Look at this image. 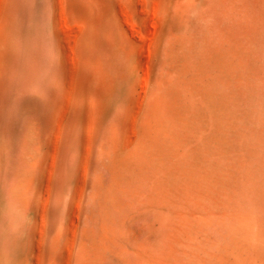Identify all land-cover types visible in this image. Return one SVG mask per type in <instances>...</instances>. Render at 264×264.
I'll return each instance as SVG.
<instances>
[{
	"label": "rangeland",
	"instance_id": "374dc122",
	"mask_svg": "<svg viewBox=\"0 0 264 264\" xmlns=\"http://www.w3.org/2000/svg\"><path fill=\"white\" fill-rule=\"evenodd\" d=\"M17 1H18V4H17ZM23 1H25V0H21L22 4H20V0H0V103H1V107H0V115L1 116L0 117H2V118H0V122H1V119L3 120L4 118L7 117L6 118L7 120L5 119L6 121L4 120L3 122H1L2 125L0 123V125H1L0 126L1 127L0 128V179H2V180H0V182H1L0 192L2 191L4 193L3 194L1 192V194H0V203L4 200L2 202V203H4V205L1 203L4 206V208H2L3 206L0 204V215L2 214L0 216L1 217L0 218V226L3 225L5 227L14 228L17 224H20L23 227V230L25 231L26 236H28V240H30V242H31V245L29 244L28 249H30V251L32 252L31 253V260H33L32 264H62V263L66 264V262H68V264H78V263L79 264H85V263L86 264H93L95 262H96L95 264H99V262L101 264L102 263L103 264H129V263L132 264V262H134L135 259H138V260H135V262L133 264H146L147 262H148L147 264H172V263L173 264H196V263L202 264L203 262H204L203 264H207V261L210 264L211 263L214 264L213 262L217 261V259H218V261L216 262V264H264V233H263L264 232V222H263V220H264V216H263L264 215V199H263L264 194H262V193H264V178H263L264 167H262L264 165V162L262 164L260 163V161L262 162V159L264 160V146L262 148L261 147L262 145H259V144H258L259 146L256 145L257 143H262L264 145V84L261 83L264 81V79L262 78V77H264V75H263L264 74L263 73L264 72V70H263V68H264V62H263L264 61V53H263L264 52V48H263L264 47V0H209V2H207L206 0H170V3H169V5L171 6L170 8L175 13V15H174L173 30L170 31V36H169L170 42H169V47H168V53L164 54V56H162V57L159 56L158 60L154 61V65H156L154 67L155 68L157 67L156 69L154 68V70L151 67V61H152L151 55H150L151 54V52H150L151 48H149V47L152 46V43H153L152 39L155 38L154 32L156 35V32L158 31V29L160 28V25H161V14L159 12H157L158 10H156V9L161 8V10H162L164 8H167L168 5L166 3V0H159V1L158 0H91V1L90 0H56L57 2L59 1V4L55 0H27L25 2H23ZM110 2L112 5H110ZM23 3H26V5L24 4L25 8H23L24 7ZM27 3H29L30 5ZM116 3H118V4H116ZM27 5H29V6H27ZM35 5L38 8L35 7ZM54 5L57 7H55ZM110 6H111V8H113V10L110 8ZM195 6H197L198 9L205 11V13L203 15H200L197 12L198 10H196L197 16L194 15L196 17V19L194 18V20L192 22L186 23L185 21H183L181 19L180 14L186 8L191 9V11H192V9ZM26 7L29 10L26 9ZM25 9L28 10L29 13L28 12L26 13V11H24ZM55 11H57V12H55ZM109 11H111V12H109ZM151 11L153 13H151ZM34 12H35V14H34ZM61 13H62L63 17L61 16ZM25 16H26V18L28 17L27 18L28 22H27ZM58 17L60 20L58 19ZM156 17H158V18H156ZM106 19H108V23L112 27H114V30L117 34L119 41L123 40L125 43L126 42L128 43L127 46L123 48L124 49L123 54L122 55L121 54L116 55V58L112 62V67L109 70L106 69ZM61 20L62 21L66 20V21H63L64 23L61 24L63 27H61L59 24V22ZM55 21H56V23H55ZM23 22L25 23V25L23 24ZM26 24H27V26H26ZM37 25H39L40 28ZM82 26H83V28H82ZM72 27L76 28V30L73 31L74 34L72 33V31L71 32L69 31V30H73ZM137 28H138V30H137ZM61 29H62V31H61ZM63 29L65 31L67 29V32H65ZM63 31H64V33H62ZM37 33H39V34H37ZM65 33L67 34V37H65L64 40L66 41L67 44L64 43V40L62 42L63 36H65L64 35ZM69 34H70L71 38H69V36H68ZM148 35L150 38L148 37ZM69 39H70V41H67ZM128 39L133 40L132 45H131V43L128 42ZM232 39L233 40L235 39V40L233 41ZM240 39H244V41L240 40ZM59 40H60V42H59ZM37 41H38V43H37ZM71 41H73L72 45H71ZM236 41H238V42H236ZM36 43L38 44V48H37ZM69 43H70V45H68ZM108 44L114 45V43H111V42H108ZM62 45L64 48L62 47ZM66 46H70V50H69V47L67 49ZM76 46H77V48H76ZM32 47H33V50H32ZM142 47H143V49H142ZM198 47H199V49H197ZM75 48H76V50H75ZM31 50H32V52H31ZM74 50L76 51V53L74 52ZM253 50H255V51H253ZM251 51H252V53H251ZM261 51H262V53H261ZM67 52H68V54H71L74 57L73 58H72V56L69 57ZM249 52L251 54H249ZM117 53H118V48H117ZM66 54H67V57H69V59L71 61H68L69 59L66 57ZM33 55H34V57H36V61H34L35 58L33 57ZM130 56H132L133 58L131 57L132 58L131 59ZM21 57H22V59L20 60ZM76 59L78 60V62ZM259 59H260V61H259ZM261 59H262V61H261ZM15 60H17V61H15ZM146 60L149 62H147ZM35 62H36L37 67L36 66L33 67V65H35ZM250 62H252V63H250ZM32 63H33V65L31 66ZM144 63H146V64H144ZM253 63H254V66L258 65L257 67L259 70L257 69V67H255L256 69L254 68V66L252 67ZM260 63L263 64L262 67H260L261 66ZM250 64H252V65L250 66ZM30 67H32L31 68L32 70H30ZM146 67H147V70H146ZM239 67H240V69H242V68L244 69V67H249V68L251 67L252 70L254 69L255 72L256 71H258V72L254 73L255 76H253L251 74L254 72V70L252 71V73H249V72H251L250 69L245 68V70L242 69L241 71H239L240 69H237ZM135 68H136V70H135ZM260 68H262V69H260ZM129 69H132L133 71L134 70L135 71L133 72L131 70L132 71L131 72ZM150 69H151V71H150ZM76 70H77V72H76ZM246 70H249L248 71L249 74L247 73ZM29 71H30V75L28 73ZM146 71L148 74L146 73ZM242 71H244V72L246 71L244 74L248 77H245L244 74L241 73ZM130 73H132V74H130ZM139 74H140V77H139ZM233 74H235V75L238 74V76H234ZM18 75H19V77H18ZM70 75H71V77H70ZM96 75H97V77H96ZM128 75H131V76L129 77ZM133 75H135V76H133ZM144 75H146V76H144ZM28 76H30L29 77L30 80L29 79L28 80L31 82H28V80L26 78ZM141 76H142V78H141ZM143 76L145 78V81L143 79ZM243 76H244V78H243ZM256 77L258 80H256ZM128 78H130V79L128 80ZM251 78H254L255 81L252 80ZM20 79H21V82H19ZM139 79H141V80H139ZM204 79H205V81H203ZM233 79H235V80H233ZM259 79H262V81ZM94 80L96 82H93ZM238 80H239V82H238ZM250 80H252V81H250ZM22 81L23 82L27 81V82L24 85V84H21ZM220 81L221 82L223 81V82L221 83ZM232 81H233V83H232ZM141 82H144V83H141ZM140 83L142 85H140ZM216 83H217V87H216ZM220 83H221L222 87L220 86ZM248 83L249 84L251 83V85H249ZM240 84H242V87H240L241 86ZM257 84L259 86L262 84V86H261L262 88L259 87ZM22 85L24 86V88ZM236 85L237 86L239 85L238 89L236 88L237 87ZM254 85H256V86H254ZM118 86H119V88H118ZM73 87H74V89H73ZM92 87H94V88H92ZM219 87H221V88L218 89ZM233 87H234V91L232 90ZM124 88H127L128 90L124 89ZM141 88H144V92L143 91L141 92ZM7 89H8V91H7ZM65 89H66V92H65ZM34 90H36V91H34ZM73 90H74V92H73ZM89 90H90V92H89ZM124 90H125V92H124ZM221 90L223 91V93H221ZM117 91H120V92L122 91L123 94L121 93V97H120V92L118 93ZM203 91L205 92L204 95L201 94V92H203ZM215 91H218L219 94L216 92L217 93V95H216ZM224 91H226V92H224ZM229 91L232 93V94H230V96L231 97L233 96L235 101L231 97H228L229 93H230ZM35 92H37V94ZM39 92H41L40 95H39ZM15 93H16V95H15ZM22 93H23V95H22ZM116 93H118V94H116ZM137 93H138V98H137ZM166 93H167V95H166ZM208 93H210V94L213 93V94L210 95ZM223 94H224V97H223L224 99H222ZM33 95H35V96H33ZM65 95H66V97H65ZM199 95H200V99L198 100ZM202 95L204 97H206V100L204 99L201 101V99L204 98V97L201 98ZM206 95H209L208 96L209 98H207ZM122 96H125V97H122ZM139 96L142 99H139ZM154 96L156 99L158 98V103L156 102V100H153L155 104L153 103L151 98L154 99ZM32 97L34 99H32ZM64 97L66 99H64ZM166 97H169V98H166ZM195 97L197 100H195ZM212 97L214 98V100ZM115 98H116V101H118V102L115 101ZM119 98H121V99H119ZM215 98L217 100H215ZM219 98H220V100H219ZM30 99H32V100H30ZM207 99H208L209 103L207 102ZM210 99H212V100H210ZM26 100H28V101H26ZM148 100H150L152 102L150 103ZM224 100L226 101V103H225L226 105H222L225 102ZM10 101H12V102L10 103ZM194 101H196V102H194ZM197 101L199 104L197 103ZM200 101L202 103L204 101L205 102L203 103V105H201ZM215 101H217V102H215ZM231 101H232V103H231ZM39 102H40V106H38ZM61 102L63 104L62 106H61ZM114 102H116V103H114ZM136 102H138V103L135 104ZM147 102H148V105H146ZM172 102L178 103V105H176V106L180 107L181 109H178V107H174V104H176V103L172 104ZM228 102H230L231 104ZM234 102H236V103H234ZM16 103H17V105H16ZM22 103H24V104H22ZM53 103L55 105L50 106V104H53ZM161 103H163L162 106H161ZM183 103H184V105L182 106ZM194 103H196V105ZM14 104L16 105V107ZM167 104H169V105H167ZM12 105H13V107H11ZM19 105L22 107L20 108ZM27 105L30 106V108H28ZM128 105H129V107H128ZM136 105L138 107H136ZM193 105H194V107H192ZM133 106H135V107H133ZM154 106H157L159 108H155ZM228 106H231V107H228ZM234 106H235V108L233 109ZM8 107L11 108L10 109L11 112L8 111L9 110ZM37 107H38V109H37ZM52 107H54V109H51ZM76 107L79 108L80 115L78 116L77 121L71 125L70 124V121L72 119L71 116L73 115L74 111L76 110ZM126 107L128 108V110L129 109L130 110L129 111L126 110L127 109ZM164 107L165 108L169 107L168 111L167 110L163 111V110H165ZM173 107H174V109H173ZM191 107H192V109H190ZM218 107L219 108L221 107V109H219ZM39 108H41V109L39 110ZM139 108L141 109L142 112L140 111ZM148 108L152 111L157 110L159 113L157 112V115H156V112L154 114V111L150 112V110H148L150 113H147ZM198 108H199V110H198ZM17 109H19V110L17 111ZM42 109H45V110H42ZM59 109H61V110L59 111ZM87 109H88V111H87ZM158 109H160V110H158ZM161 109H163V110H161ZM171 109H173V110H171ZM188 109H190V110H188ZM210 109H211L212 113L210 112ZM222 109L224 112L222 111ZM224 109H227V110H224ZM13 110H15V111H13ZM35 110H37V111L34 112ZM174 110H177L176 112L181 111V114L180 113H178V114L174 113ZM182 110L185 112H183ZM195 110H196V112H195ZM229 110L231 111L230 113H228ZM27 111H28V113H27ZM58 111H59V114L57 113ZM162 111L164 112L163 115L161 113ZM169 111H171V113H169ZM190 111H194V114H191L192 112H190ZM215 111H216V113H214ZM225 111H227L228 114ZM3 112H5V115H6V117H4V118H3V115H4ZM42 112L46 116H44ZM102 112H103V121L105 120V122H102L103 125L101 124V127L98 130V129H95V126H96V123H97L98 119L100 118V114ZM131 112L132 113L134 112V113L132 114ZM138 112H140V114ZM165 112H168L169 115H168V113L165 114ZM189 112H190L191 118H192V116H193V118L188 120V118H190ZM217 112H218V114H217ZM11 113H13V114H11ZM26 113L28 115H26ZM125 113H127L128 115L127 114L124 115ZM160 113L163 117L160 115ZM173 113L177 114V116H179L180 118L182 115L183 116L186 115L183 117L184 119L182 118V120L185 121V119H187L186 121L187 122L189 121L188 123L193 125L192 127H191V125L189 126V129L194 128V130L192 129L193 133L191 130H188L189 134L188 133L186 134V132H184V131H187V130H183L182 128L188 129V123H186V121H185V123H186V126H185L184 121H181L182 124L184 123L183 125H181V123L179 121L180 118L179 117H173L176 115H173L172 118H170L171 117L170 115ZM195 113L197 116L195 115ZM236 113L240 114V116L239 115L236 116L237 115ZM241 113H242V115H241ZM7 114H8V116H7ZM14 114L19 115V118ZM49 114H51V117ZM212 114L214 116H211ZM10 115L13 117H11ZM56 115H58V117ZM130 115H132V119H130L131 118ZM149 115L150 116L155 115L154 117L157 120L160 119V120H158V122L160 121V123L162 125L160 123L158 124L157 120L154 117L153 118L149 117ZM232 115H235V116H233L234 118L232 117ZM41 116L42 117L44 116L43 119ZM187 116H189V117H187ZM194 116H196V117H194ZM201 116H202V119H204V121L200 118ZM208 116H210V117H208ZM60 117H61V119H60ZM87 117H88V119H87ZM108 117L109 118L111 117L110 120L108 119ZM166 117H167V119H166ZM198 117H199V119H197ZM216 117L218 120L220 119L219 121H221V123H219L218 120L216 121ZM229 117L231 119L233 118L234 121H233V119L232 120L229 119ZM14 118L17 120H14ZM163 118L166 120V123H165ZM194 118H196V119L194 120ZM209 118L213 119L215 121L214 122L215 124L213 123V120H212V122H210L212 124H207V122L209 123V121H211ZM40 119H42V121ZM55 119L56 120L60 119V120L56 121ZM124 119H126V120H124ZM129 119L132 122L131 129L128 128L129 125H131V124H129V122H130ZM171 119L173 122H176L178 120L176 122V125L178 124L177 125L178 128L180 126L181 127L178 129L176 126H172L174 123H172ZM200 119H201V121H200ZM207 119L209 121H207ZM222 119H224V120H222ZM235 119L238 121L235 122ZM54 120L56 123H54ZM123 120H124V123H123ZM152 120L154 121V123ZM239 120L243 121L242 122L243 124ZM11 121H12V123H10ZM90 121L92 123H89ZM120 121H122V123ZM133 121H134V123H133ZM136 121H138L137 124H136ZM232 121L234 123H237L236 126L233 124ZM144 122H147L148 124H146ZM149 122L151 123L152 126L149 125L150 124ZM163 122H164V124H163ZM168 122H170L172 124H170ZM194 122L196 123V125ZM13 123H15L14 126H13ZM22 123H23V125H21ZM30 123L33 125V127H30L31 126ZM34 123H36V124H34ZM108 123H109V125H108ZM141 123L145 126H141L142 125ZM29 124H30V126H29ZM90 124H91V126L89 127ZM166 124H169V125L164 126ZM226 124H228V125H226ZM8 125H10V128ZM15 125L16 126L18 125V126L16 127ZM92 125H93V129L91 128ZM120 125L123 129L120 128ZM219 125H222L223 127L222 126L219 127ZM28 126H29L30 131L27 130ZM34 126H35V128H34ZM146 126L147 127L149 126L148 127L149 129ZM162 126H164V128ZM169 126H172V128ZM197 126H200V127L198 128ZM47 127H48V129H46ZM52 127H54V129L56 128L55 131L52 130L53 129ZM156 127L159 130L156 129ZM166 127L168 129H165ZM174 127H176L178 130ZM201 127H203L202 128L203 132H200ZM218 127H219V130H218L219 132H217ZM227 127H228L229 131H231L230 128L232 127V132H231L232 134L236 130L235 134H233V135L230 134L228 129L226 130ZM139 128H140V130H139ZM143 128H147V129L144 130ZM150 128H151V131L148 132V130H150ZM196 128H197V130H196ZM10 129H12V130H10ZM127 129H129L128 134H130V137H129V135H127V131H126ZM134 129L136 130V132L134 131ZM152 129H154V130H152ZM9 130L11 131V133ZM32 130H34V131H32ZM35 130H36V132H35ZM61 130H62V132H61ZM88 130H90V131H88ZM119 130L120 131L122 130L123 132L122 131L120 132ZM162 130H163V132H161ZM164 130L166 132L171 130L169 132V136H165L164 133H166V132H164ZM179 130H180V132H179ZM222 130H224L225 133H227V132H229V133L225 134L224 131H222ZM239 130H240V132H239ZM8 131H9V133H8ZM45 131H47V132H45ZM63 131H65V132H63ZM92 131H93V133H92ZM95 131H98V139L96 142H94ZM152 131H153V133H152ZM181 131H183V133L186 134V136H184ZM220 131H222L221 133H224V134H220ZM89 132L91 134L90 136H89ZM118 132H119V134H118ZM141 132H143V133H141ZM144 132H147V133H145L146 137L143 136ZM214 132H215V134L217 132V134H216L217 138L215 139V141H214V139H212V137L213 138L215 137ZM34 133H36V134H34ZM63 133H65V134L62 135ZM122 133L123 134L125 133L123 137H122ZM134 133H135V136L137 135V137L134 136ZM140 133H141V135H140ZM194 133H196V134H194ZM26 134H27V136H26ZM161 134H164V135H161ZM147 135L151 136V137L148 138ZM181 135L184 137L183 138L180 137ZM187 135H188V140L186 138ZM195 135H196V137H194ZM204 135L206 138L204 137ZM223 135H226L224 137H227V135H228V137L224 138V137H222ZM231 135L234 138L230 137ZM234 135H236V136H234ZM238 135H239V137H238ZM30 136L32 138L34 136L33 140L31 139ZM51 136H52V138H51ZM103 136H104V139L102 138ZM154 136H156V137H154ZM178 136H179V138H178ZM18 137H20V138H18ZM124 137H126V139L132 138V139H134V141L130 139V141L132 143V144H130ZM189 137H192V138L189 139ZM207 137H208V139L211 138L213 141L211 139H209L212 142L211 141L208 142ZM220 137H222L224 140H222ZM24 138H25V140H24ZM27 138L29 141H27ZM91 138H92V141H91ZM144 138H146V139H144ZM151 138L156 141L155 145H153L154 141ZM163 138H165L164 141H166L167 139H169L170 141L167 140L166 142H164V141L159 142V140H163ZM171 138H174L176 140L172 141ZM185 138H186V140H184ZM218 138H220L221 141ZM8 139H9V141H8ZM34 139H37L38 141L34 140ZM142 139H143V141H142ZM147 139L148 140L150 139L152 141L149 140V142H150L149 143ZM177 139H178V141H177ZM226 139H228L229 141ZM231 139H233V140H231ZM256 139H258V140H256ZM259 139H261L262 142L259 141ZM88 140H89V142H87ZM119 140H120V142H119ZM146 140H147L148 144L147 143L145 144ZM196 140H197V142H196ZM70 141L72 143H70ZM76 141H78V142H76ZM223 141H225L224 142L225 144H223ZM256 141H258V142H256ZM22 142L24 145H22ZM24 142H29V144L31 142L33 144L29 145L28 143H24ZM86 142H87V144H86ZM138 142H142V143H138ZM176 142H181V143H179L181 145L179 146V144ZM185 142H187V145H185ZM188 142H189V144H188ZM203 142H205L206 144ZM207 142H208V144H207ZM77 143H78V146H77ZM99 143H100V145H99ZM124 143H125V145H124ZM158 143H160V144H158ZM170 143H171V145H169ZM193 143H194L195 147L192 145ZM219 143L223 144L222 148H221L222 145ZM127 144H129V145H127ZM136 144H139V145L141 144V146H143L142 144H144L146 146H143V147L138 146V148H136L137 147ZM150 144H152V149H151ZM163 144L167 145V146H164L165 149L162 146ZM228 144H230L231 147ZM253 144L255 145V147L258 146L256 149L259 150V148L261 147V149H263V150H261L259 152H258V150L255 151L254 150L255 147L253 146ZM10 145H13V146H10ZM83 145L86 148V154H84L85 148L83 147ZM160 145H161V147H160ZM173 145H177V146H173ZM182 145H185L186 147L182 146ZM225 145H227V146H225ZM26 146L28 149H26ZM34 146H37V152L38 153L36 152V148ZM67 146H69V147H67ZM122 146H125V147H122ZM187 146H188V148H187ZM191 146H193L192 147L193 150H191ZM212 146H213V148H212ZM249 146H251V147H249ZM53 147L55 149H53ZM92 147H93V149H92ZM153 147L155 149H153ZM159 147H160V149H159ZM171 147H173V151H171V149H172ZM196 147H198V149ZM253 147H254V149H252ZM60 148H61V152L59 151ZM66 148H68V150H66ZM105 148H107V149H105ZM133 148H134V150H133ZM156 148H158V149H156ZM174 148H176V149H174ZM184 148H185V150H184ZM203 148H207V151H206V149L203 150ZM223 148H224V150L226 148L229 150L226 149L224 151ZM139 149L142 150L143 152L145 150V152L143 154L144 156L141 155L143 152L140 153V151H138ZM188 149L190 150L191 155L185 154V151H186V153H190ZM96 150H97V152H96ZM105 150H106V153H105ZM165 150H166L167 154L165 153ZM167 150L168 151L170 150L172 152V153H170L171 155H168V153L170 151L168 152ZM187 150H188V152H187ZM221 150H223L224 152ZM9 151L11 152V154H9ZM65 151H67V152H65ZM134 151H135V153H134ZM195 151H197L196 153L198 154V158H197V154L195 153ZM205 151H206V153H205ZM121 152H123V153H121ZM151 152H153V154ZM225 152H227V154ZM229 152H230V156H229ZM262 152H263V155H262ZM64 153H66V154L64 155ZM82 153H83V155H82ZM138 153H139V155H138ZM176 153H178L179 156H177ZM203 153L205 154L206 158H204ZM224 153H225V156L222 155ZM25 154L27 156L29 155L28 157H26L29 161L25 158ZM121 154H123V155L121 156ZM160 154L162 157L159 156ZM210 154H211V159L209 160ZM216 154H217V156H216ZM130 155H134V156H130ZM154 155H158V156H154ZM206 155L208 156V158ZM218 155H220L219 158H216V157H218ZM247 155L248 156L251 155L252 157L249 156V158H250L249 159L247 157ZM253 155H254V157H253ZM255 155L258 156L259 159H257L258 157L255 158ZM36 156H38V157L36 158ZM61 156H62V159H59V158H61ZM82 156H83V158H82ZM89 156H90V158H89ZM105 156H106V158H104ZM194 156H195V159H197L196 162L198 160H201V161L197 162V164L199 166L195 163V159H193ZM199 156H201V157L199 158ZM221 156H223V158H221ZM238 156L241 157V161H240V158L237 160ZM64 157L66 159H64ZM91 157H92V160H91ZM124 157H126V158L128 157L127 158L128 162H129V160L132 162H129V163L125 162L124 163V161H122V160L126 161V159ZM132 157L134 158V160L131 159ZM153 157L156 159L155 161H154ZM178 157H179V160H178ZM227 157H231L229 161H228L229 158L227 159ZM261 157H262V159H261ZM32 158H34V159H32ZM113 158H114V160H113ZM190 158H192V159H190ZM225 158L227 159V161ZM242 158H243V160H242ZM50 159H51V161L53 159V161L51 162ZM63 159H64V161H66L65 162L66 167H65V163H64ZM101 159H103V160H101ZM157 159H159V161H161L160 162L161 164L163 162L162 166L159 162L157 163V161H158ZM182 159L185 160V161L183 160L184 163L183 162L181 163ZM204 159H208V160H204ZM222 159H224V160H222ZM87 160L89 161V163H87ZM202 160L203 161H211V162L206 163V162H202ZM234 160H235V162H238V164L240 166L245 167L243 169L246 173L242 170V167L239 168V165L237 168L235 167V166H237L236 165L237 163L235 164ZM59 161L61 164H64L63 165L64 167L61 166ZM100 161L101 162L104 161L105 165H104V162L100 163ZM141 161H143V162H141ZM179 161H180L179 164L184 165V167H182L178 164ZM218 161H219V163H218ZM230 161H232V162H230ZM247 161H249V162L247 163ZM8 162H9V164H8ZM50 162H51V164H50ZM154 162L157 164H155ZM173 162L176 164H174ZM227 162L230 165H229V167L225 165L227 167L226 168L224 166V164H227ZM123 163L127 164V165L130 164V165L125 166ZM134 163H135L136 168L133 165ZM142 163H143V165H142ZM151 163H153V164H151ZM7 164L9 166H7ZM49 164L51 166L50 168L48 167ZM117 164H119V165H117ZM246 164H247V166H246ZM59 165H60V167H59ZM94 165H95V167H94ZM106 165H107V167H106ZM206 165H208V166H206ZM118 166H120V167H118ZM122 166L125 167V168H123L124 170L121 169ZM160 166H161V168H160ZM164 166H165V168H164ZM249 166L251 169L249 168ZM7 167H9V168H7ZM25 167L30 168V169L27 170V168H25ZM62 167H63V169H61ZM110 167L112 169L108 170V168H110ZM114 167H116L118 170H120L119 173H117L118 171H116L117 169H114ZM129 167L131 170L129 169ZM234 167H235L237 172H239L241 170L240 174H241L242 180L240 179V174H238L239 176L237 175V172L235 171ZM88 168H89V171H88ZM163 168L165 170H163ZM186 168H187V170H186ZM18 169L21 171H19ZM24 169L27 172L26 174H25ZM155 169H159V170L157 171ZM166 169H169V170L172 169V170H170V171L167 170L169 172H167V173L165 172L166 173V175H165V174H163V172L166 171ZM196 169H197V171H196ZM207 169H208V171H207ZM3 170L5 172V176H3L4 175ZM17 170L19 172H16ZM35 170H36V173H35ZM67 170H68V172H66ZM128 170H130V171H128ZM178 170H179V172H178ZM230 170L232 173H229ZM6 171H8V172H6ZM121 171L123 172L122 174L120 173ZM131 171L133 174H131ZM180 171L182 172L183 175L181 174ZM190 171H192L193 174ZM12 172L13 173L16 172L15 174L21 173L20 175L17 174L18 175L17 178L19 181H20V178L22 179V181H24V179H25V181L22 183H20L19 181L17 182L16 175L13 174ZM48 172H50V173L48 174ZM80 172L82 174H84L82 179L80 177V175L82 176V174ZM127 172L129 175L127 174ZM171 172H172V174H171ZM176 172H178V173H176ZM208 172H209L210 176L212 175L210 177V179H209ZM235 172H236V174L234 175L233 173H235ZM253 172H255V174ZM67 173L69 174L68 178L66 175ZM73 173H75V174H73ZM92 173H94V174H92ZM116 173L119 174L118 177L116 176ZM212 173L214 174V176ZM243 173L244 174L249 173L251 176L249 174H247V175H249L248 176L249 178L251 177L250 179H253L256 176L253 179V181H255V182L250 180L247 177V175L244 176V178H245L244 179L242 176ZM126 174H127V176H126ZM130 174H131V177L129 178ZM176 174H177V176H176ZM11 175H15V176H11ZM33 175L35 178L33 177ZM47 175H50V176H48L49 178L47 177ZM252 175H253V177H252ZM69 177H70V179H69ZM78 177H79V179H78ZM111 177H112V179H111ZM113 177L115 179L116 178L119 179V181L117 179L114 180ZM174 177H178V178H174ZM185 177H186V179H185ZM231 177H232V179H231ZM235 177H237V178H235ZM246 177H247V179H246ZM258 178L262 179V181L259 180ZM71 179H72V181H71ZM86 179H87V181H86ZM109 179H110V181H109ZM122 179H125V181H123ZM79 180H80V182H79ZM128 180H130V181H128ZM243 180H245L248 184L242 182ZM256 180L259 181V183ZM65 181H66V183H65ZM94 181L96 182V184H94ZM132 181L134 183H132ZM136 181H138V182H136ZM173 181H174V184H173ZM176 181H177V183H176ZM45 182H47V183H45ZM76 182H77V184H76ZM91 182H92V184H91ZM107 182H109V183H107ZM123 182H125V183L127 182L125 187L126 186L128 187V185H129V187L127 189H125ZM128 183H130L131 185ZM157 183H158L159 187H158ZM170 183L173 184V185H171L173 187V189H171L172 187H170ZM252 183L255 186L254 185L252 186ZM260 183H261V185H260ZM113 184L117 188H115ZM244 184H245V186H243ZM132 185H135V186H132ZM103 186L105 187V190H104ZM119 186L122 189H118ZM130 186L132 187L131 189H129ZM166 186L169 188H167ZM174 186H176V187H174ZM256 186L257 187L259 186V187L257 189H255ZM261 186H262L263 190H260ZM85 187H86V189H85ZM164 187H165V189H163ZM234 187L236 188L237 191L234 190ZM241 187H243L242 189L244 191L241 190ZM248 187H253V190H252V188L250 189ZM56 188H57V190H56ZM58 188H60V189H58ZM98 188L100 189V193H98L99 192V190H97ZM44 189H46V190H44ZM91 189L94 192H92ZM109 189H112V192H113V190H117V189L118 190L113 192V193L111 192L112 194H110ZM123 189H124V192L122 191ZM181 189H183L185 191H183V190L181 191ZM11 190L13 193L11 192ZM16 190H18V193L22 192V194H21L22 197L20 199H21V201H24V203L19 201L20 199L18 197H20L19 196L20 194H17ZM49 190H51L52 194L49 193ZM53 190H55V191H53ZM61 190L63 191L62 193H61ZM102 190H103V192H102ZM128 190L131 194L128 192ZM78 191H80V192H78ZM246 191H247V193H246L247 196H245ZM8 192H11V193H8ZM24 192H26V193H24ZM181 192H183V193H181ZM242 192H244L245 195L241 194ZM253 192H254V194H253ZM39 193L40 194L44 193V194L40 195ZM118 193H119L120 197L117 196ZM169 193H170V195H169ZM180 193H181V195H180ZM255 193H256V196H255ZM258 193L261 195L260 196L257 195ZM108 194H110L109 197H108ZM114 194H116V195L114 196ZM250 194H252V195H250ZM9 195H12L13 197L12 196L9 197ZM43 195H47L48 199L46 198V196H43ZM82 195L84 197L83 203H82V199H83ZM112 195L114 196V198ZM242 195H244V196L241 197ZM15 196L16 197L18 196V197L16 198ZM31 196H33L32 197L33 199L31 198ZM130 196H133V199H131ZM1 197L3 200L1 199ZM14 197L16 199H18V201H16V199ZM42 197H44V199ZM110 197L112 198V200L110 199ZM121 197H123V198H121ZM172 197L176 201H174L172 199ZM234 197L238 198V200L235 199ZM244 197H245V200H244ZM12 198H13V201L11 202ZM60 198H62V200H58ZM118 198H120V199H118ZM253 198H254V200H253ZM30 199H31V203H30ZM38 199H39V201H38ZM105 199H110L111 202L109 200H105ZM113 199H116V202ZM136 199H138V201ZM104 200H105L106 204L108 202L110 203V204L108 203V205L110 207L109 209H108V205L105 206L106 204L104 203ZM120 200H121V202H119ZM69 201H70V203H69ZM122 201H126V202L123 203ZM236 201L237 202L241 201L242 203L241 202L237 203ZM259 201H261V203ZM93 202H95L94 205H93ZM112 202H114V205ZM246 202H248V203H246ZM65 203H67V205L69 204L68 207ZM72 203H73V206L75 205L74 206L75 208L77 206V208H78V209L76 208L77 211H75V209H73L74 207L72 206ZM144 203H146V204H144ZM23 204H25V206ZM123 204H124V206H123ZM128 204L130 205V208L128 207L127 208L128 210H127L125 208V205L127 206ZM168 204H170L169 205L170 207L168 206ZM239 204L241 205V211H240V209H237L238 208L237 206H239ZM243 204H245L246 207L248 206V209L245 208V205L243 207ZM43 205H44V207H43ZM234 205H235V207H233ZM37 206H39V207L37 208ZM41 206L43 208H40ZM71 206H72V208H71ZM121 206H123L124 208H122ZM66 207H67V210L65 211ZM174 207H176V208H174ZM250 207H251V209H250ZM111 208H112V210H111ZM140 208L142 211H140ZM224 208L226 210L230 209L229 210L230 212L228 211V213H226V210ZM232 208H234V209H232ZM37 209H38V211H37ZM40 209H42L43 214L40 213L41 212ZM129 209L131 212H129ZM135 209H138L135 211L136 214L134 211H132ZM151 209H153L154 212ZM166 209H168V210H166ZM260 209H261V211H260ZM68 210H69V212H68ZM71 210L73 211L74 214L72 213ZM124 210H125V213H124ZM146 210H149L148 211L149 214ZM172 210H174L176 212H174ZM236 210L239 211L238 215L236 214L237 213ZM256 210H258V211H256ZM138 211H140V212H138ZM150 211H151V213H150ZM232 211L233 212L235 211L234 212L235 214ZM144 212H146V213H144ZM171 212H173L174 215L171 214ZM208 212H210L211 216L208 214ZM223 212H224V214H223ZM107 213H109L110 216ZM205 214L207 216H210V220H209V217L207 219ZM216 214L218 215L217 217H215ZM225 214L228 215L227 216L228 219L230 217V220H227ZM233 214H234L235 219L232 218ZM72 215H73V217L75 215V217H77V218L73 219ZM99 215H101L102 218H100V217L98 218ZM111 215H112V219L114 217H116V219L114 218L115 221L113 219V221L110 222L112 220ZM129 215L134 216V217H131ZM66 216H67V218H66ZM139 216H141V217H139ZM149 216H151V217H149ZM219 216H220V218H219ZM40 217L44 218V219H40ZM137 217L140 218L141 220L140 219L138 220ZM145 217L148 220L145 219ZM123 218H125V220ZM134 218H135V220H134ZM142 218L144 219L145 223H144ZM214 218H215V220H214ZM72 219L74 220V221H72V224L75 223L74 226L70 224ZM94 219H96V220H94ZM120 219H121V221L118 222ZM129 219L131 222L129 221ZM132 219L134 220V222H132ZM165 219H167V220L165 221ZM99 220H100V223H99ZM103 220H105V221L108 220V221H106V223H104L105 221H103ZM207 220H209V223L207 222ZM225 220H227V221H225ZM221 221L224 222V224H227V222H228V224L226 225L227 227H225V225L223 226ZM229 221L231 224L229 223ZM30 222H31V225H30ZM206 222L208 223L207 226H205ZM66 223L68 224V227L67 226L65 227V225H67ZM111 223H114V224H111ZM117 223L120 225V227L118 226ZM123 223H124L125 228H121V227H124V226H121V224H123ZM210 223L213 225H211ZM76 224H78V225H76ZM103 224L106 227L108 226L109 229L104 228ZM141 224H142V227L139 228V230H138L137 228L139 227V225L141 226ZM201 225L205 226L206 228L202 227ZM228 225L230 228H228ZM145 226H146V228H145ZM164 226H166V227H164ZM94 227L96 230L94 229ZM112 227H114L113 230L112 229L110 230V228H112ZM210 227L211 228L213 227L212 229H215L214 232H212ZM216 227L217 228L219 227L221 230L218 228L219 230L217 229L218 230L217 231ZM222 227H224L225 229ZM65 228H67L68 230L65 231ZM75 228L78 232V236H77L76 240L73 239V235H72V233H73L72 231L75 230ZM84 228L87 230H85ZM88 228H90V230ZM99 228H100V230H99ZM118 228H121V229H118ZM131 228H133L134 231ZM157 228L159 230H157ZM163 228H165V230H163ZM204 228H205V230H203ZM208 228H210V229H208ZM92 229H93V231H95L94 233H93ZM102 229H104L103 230L104 233H103V231H101ZM115 229H117V230H115ZM135 229L137 230L136 233L132 234L133 232H135ZM201 229H202V231H201ZM228 229L230 230V232L228 231ZM37 230H38V232H37ZM82 230L84 231L85 236L82 235V233H83ZM88 230L92 231V232H89ZM106 230L108 231L107 233H106ZM122 230H123V232H122ZM130 230L133 232H130ZM156 230H157L159 235L161 234L160 235L161 237L157 236L158 234H157ZM28 231H29V233H28ZM110 231L113 233H111ZM204 231L205 232L208 231V233L207 232L205 233ZM129 232L131 233V235H129ZM143 232L144 233L146 232V233L144 234ZM154 232H156V233L154 234ZM202 232L204 235L202 234ZM220 232H221V234H219ZM85 233H87V234H85ZM102 233L106 234V236L108 237V238L106 237V239H105V243H106L105 245L106 246H108L109 244L110 245H109V247H106V250L103 251L105 254L103 253L104 257L102 256V258H100L101 259L100 260V259H97V257H96V252L99 249V246H97L96 244H98L100 246L103 244V242L101 240V238H102L101 235H103ZM232 233L234 234L235 238H234V236H232ZM38 234H40L39 237H41V238L38 237ZM97 234L98 235L101 234V235L98 236ZM110 234H112L114 236H112ZM116 234H118V235L116 236ZM206 234L209 236H207ZM216 234H217V236H216ZM225 234H227V235H225ZM80 235H82V236L80 237ZM93 235H95V236L93 237ZM109 235L112 236V237H110V238H112L111 240H109L110 239ZM136 235H138L137 236L138 238H135ZM214 235L216 236V238L213 237ZM222 235L224 237L225 236L226 237L223 238ZM211 236H212L213 240L210 243L209 241L211 240ZM113 237L115 239H113ZM125 237H126V239H125ZM162 237L167 238V239H164ZM238 237H240V238H238ZM37 238H38V240H36ZM57 238L60 241L57 240ZM117 238H118V240H117ZM199 238H200V240L201 239H210V240L209 241L208 240H202V241L198 242L197 239L199 240ZM39 239H41V240H39ZM80 239H81V241H79ZM137 239H138V241H137ZM154 239H156V240H154ZM160 239H162V241ZM217 239H219V240H217ZM221 239L223 241V244H224L223 247L224 248L221 246L222 245ZM230 239H234V240L232 241ZM89 240H91V241H89ZM112 240H116L115 244H117V245H115ZM228 240H230V241L228 242ZM58 241H59V243H57ZM121 241H123V244L121 243ZM131 241L133 243H131ZM154 241H155V243H154ZM157 241L158 242L160 241V243L158 244ZM196 241H197V245H196ZM214 241H215V243H214ZM224 241L226 243H224ZM79 242L80 243L82 242V243L80 244ZM85 242H86V244H85ZM91 242L96 243L95 244V246H97V248H95V250L97 249L96 252L94 250V243H91ZM156 242H157V244H156ZM187 242H188V244H187ZM60 243H61V245H60ZM83 243H84V246H83ZM177 243H178V245H177ZM182 243H184L185 246L186 245L190 246L192 248V250L187 249V248H190L187 246L185 248V246H183L184 244H182ZM34 244H35V246H34ZM37 244H39V246H41V247L39 248V246ZM45 244H46V247H45ZM58 244H59V246H58ZM91 244L93 246H91ZM119 244L121 245L120 247L118 246ZM215 244H216V246H215ZM232 244H234V248H233ZM64 245L67 247H65ZM76 245H77V247H76ZM122 245H124V247L126 249L127 248H129V249H127V250L124 249V247H122ZM205 245H207V246H205ZM230 245L232 247H230ZM110 246H112V247H110ZM155 246L157 248H155ZM197 246L198 247L204 246V247L203 248L199 247L198 248L199 250H198ZM82 247H85V248L82 249ZM107 248H109V250ZM181 248H183L182 249L183 251L181 250ZM222 248L224 249L225 252L224 251L222 252L220 250ZM88 249H89V251L90 250L91 251L89 252ZM210 249H211V251H209ZM35 250H36V252H35ZM86 250H87V253H86ZM200 250L202 251L201 253H200ZM242 250H244V251H242ZM58 251H61L60 252L61 254H56V253H59ZM106 251H107V253H106ZM120 251L121 252L124 251V252L121 253ZM127 251H130V252H127ZM84 252H85V254H84ZM179 252H181V253L177 254ZM186 252H188V254ZM194 252L196 253V255ZM33 253H35V255ZM124 253H125V255H123ZM184 253H186L185 254L186 257H184ZM192 253H194V254H192ZM205 253H208V254H205ZM86 254L88 256L89 255H93V256L88 257ZM134 254H136V255H134ZM57 255L60 257H57ZM126 255H128V256H126ZM152 255H153V257H152ZM198 255L201 258H203L205 261L203 259L198 258L199 257ZM215 255H216V258H213V256H215ZM32 256H34L33 257L34 259L32 258ZM67 256L68 257L70 256L69 257L70 260L68 259ZM141 256H143V257L141 258ZM148 256L149 257L151 256V257L148 259ZM51 257H52V259H51ZM83 257H84V259H82ZM178 257H179V259H178ZM45 258H46V260H45ZM129 258H130V260H129ZM48 259L49 260L51 259V260L49 261ZM64 260L66 261L65 263L62 262ZM37 261H38V263H35ZM201 261H202V263H201Z\"/></svg>",
	"mask_w": 264,
	"mask_h": 264
},
{
	"label": "bare ground",
	"instance_id": "6f19581e",
	"mask_svg": "<svg viewBox=\"0 0 264 264\" xmlns=\"http://www.w3.org/2000/svg\"><path fill=\"white\" fill-rule=\"evenodd\" d=\"M25 1H27V0H25ZM25 1H23V2H25ZM55 1H56V0H55ZM55 1H54V2H55ZM90 1H91V0H90ZM158 1H159V0H158ZM206 1L209 2V0H206ZM35 2H36V1H35ZM51 2H52V1H51ZM56 2H57V1H56ZM119 2H120V1H119ZM57 3L59 4V1H58ZM93 3H94V2H93ZM166 3H167V5H168L167 8H164V9H162V10H161V8H160V9H158V8L156 9V10H158L157 12H159V13L161 14V25H160V28L158 29V31L156 32V35H155V32H154V37H155V38L152 39V41H153L152 46L149 47V48H151V49H150V50H151V51H150V52H151L150 55H151V59H152V61H151V67H152L153 70H154V68H155L154 66H156V65H154V61H155V60H158L159 56L162 57V56H164V54H167V53H168V47H169V42H170V39H169L170 31L173 30V25H174V15H175V13H174V12L171 10V8H170V7H171V6L169 5L170 0H166ZM17 4H18V1H17ZM20 4H22V3H21V0H20ZM24 4L26 5V3H23V5H24ZM27 4H29V3H27ZM35 4H36V3H35ZM97 4H98V3H97ZM116 4H118V3H116ZM25 5H24L23 8H25ZM29 5H30V4H29ZM29 5H27V6H29ZM94 5H95V4H94ZM110 5H112L111 2H110ZM137 5H138V4H137ZM54 6H55V5H54ZM113 6H114V5H113ZM119 6H120V5H119ZM153 6H154V5H153ZM35 7H37V6L35 5ZM51 7H52V6H51ZM55 7H57V6H55ZM59 7H60V6H59ZM97 7H98V6H97ZM155 7H156V6H155ZM37 8H38V7H37ZM110 8H111V6H110ZM119 8H120V7H119ZM26 9H28V8L26 7ZM26 9H25L24 11H26V13H27L29 9H28V10H26ZM59 9H60V8H59ZM64 9H65V8H64ZM111 9L113 10V8H111ZM111 9H110V10H111ZM196 10H198L197 12H198V14H200V15H203V14L205 13V11H202V10L198 9L197 6H195V7L192 9V11H191V9L186 8V9H184V10L182 11V13L180 14L181 19H182L183 21H185L186 23H187V22H192V21L194 20V18L196 19V17H195V16H197ZM55 12H57V11H55ZM61 12H62V11H61ZM109 12H111V11H109ZM28 13H29V12H28ZM151 13H153V12L151 11ZM34 14H35V12H34ZM25 15H26V14H25ZM27 15H28V14H27ZM194 15H195V16H194ZM37 16H38V15H37ZM61 16H62V13H61ZM64 16H65V15H64ZM72 16H73V15H72ZM51 17H52V16H51ZM62 17H63V16H62ZM62 17H61V18H62ZM65 17H66V16H65ZM25 18H26V16H25ZM27 18H28V17H27ZM27 18H26V20H27ZM37 18H38V17H37ZM56 18H57V17H56ZM56 18H55V19H56ZM156 18H158V17H156ZM51 19H52V18H51ZM58 19H59V17H58ZM26 20H25V21H26ZM33 20H34V19H33ZM59 20H60V19H59ZM157 20H158V19H157ZM56 21H57V20H56ZM56 21H55V23H56ZM61 21H62V20H61ZM61 21L59 22V24H60L61 27H63L61 24L64 23L63 21H66V20H63L62 22H61ZM72 21H73V20H72ZM27 22H28V20H27ZM57 23H58V22H57ZM23 24L25 25L24 22H23ZM26 26H27V24H26ZM37 26L39 27V25H37ZM133 26H134V25H133ZM133 26H132V27H133ZM24 27H25V26H24ZM134 27H135V26H134ZM39 28H40V27H39ZM82 28H83V26H82ZM82 28H81V29H82ZM70 29H71V28H70ZM72 29H73V30H69V31H70V32L72 31V33H73V31L76 30V28L72 27ZM81 29H80V30H81ZM140 29H141V28H140ZM51 30H52V29H51ZM63 30H64V29H63ZM137 30H138V28H137ZM141 30H142V29H141ZM181 30H182V29H181ZM61 31H62V29H61ZM64 31H65V30H64ZM64 31H63L62 33H64ZM69 31H68V32H69ZM65 32H67V29H66ZM133 32H134V31H133ZM133 32H132V33H133ZM77 33H78V32H77ZM134 33H135V32H134ZM37 34H39V33H37ZM37 34H36V35H37ZM73 34H74V33H73ZM64 35H65V36L62 35V36H63L62 42H63V40L65 39V37H67V34H66V33H65ZM130 35H131V34H130ZM134 35H135V34H134ZM152 35H153V34H152ZM68 36H69V38H71V37H70V34H69ZM73 37H74V36H73ZM77 37H78V36H77ZM148 37H149V35H148ZM149 38H150V37H149ZM53 39H54V38H53ZM67 39H68V38H67ZM73 39H74V38H73ZM73 39H72V40H73ZM94 40H95V39H94ZM232 40H233V39H232ZM234 40H235V39H234ZM234 40H233V41H234ZM240 40H243V41H244V39H240ZM67 41H70V39L67 40ZM59 42H60V40H59ZM108 42L114 43V45H110V44H108ZM128 42L131 43V45L133 44V40L128 39ZM236 42H238V41H236ZM37 43H38V41H37ZM37 43H36V44H37ZM64 43H66L65 40H64ZM72 43H73V41H71V45H72ZM257 43H258V42H257ZM53 44H54V43H53ZM66 44H67V43H66ZM127 44H128V43H127V42L125 43L123 40L119 41V39H118V37H117V34H116L115 30H114V27H112V26L108 23V19H106V69H108V70L111 69V67H112V62H113V60L116 58V55H117V54H121V55H122L123 52H124V49H123V48L126 47ZM255 44H256V43H255ZM68 45H70V43H69ZM76 45H77V44H76ZM21 46H22V45H21ZM74 46H75V45H74ZM83 46H84V45H83ZM258 46H259V45H258ZM258 46H257V47H258ZM60 47H61V46H60ZM62 47H63V45H62ZM68 47H69V50H70V46H66L67 49H68ZM145 47H146V46H145ZM261 47H262V46H261ZM37 48H38V44H37ZM63 48H64V47H63ZM72 48H73V47H72ZM76 48H77V46H76ZM76 48H75V50H76ZM117 48H118V53H117ZM121 48H122V49H121ZM263 48H264V47H263ZM142 49H143V47H142ZM197 49H199V47H198ZM21 50H22V49H21ZM32 50H33V47H32ZM32 50H31V52H32ZM69 50H68V51H69ZM75 50H74V52L76 53ZM256 50H257V49H256ZM34 51H35V50H34ZM54 51H55V50H54ZM139 51H140V50H139ZM253 51H255V50H253ZM258 51H259V50H258ZM60 52H61V51H60ZM259 52H260V51H259ZM259 52H258V53H259ZM54 53H55V52H54ZM251 53H252V51H251ZM251 53L249 52V54H251ZM261 53H262V51H261ZM263 53H264V52H263ZM33 54H34V53H33ZM67 54H68V52H67ZM67 54H66V57H67ZM31 55H32V54H31ZM262 55H263V54H262ZM21 56H22V55H21ZM55 56H56V55H55ZM60 56H61V55H60ZM68 56L71 57L72 55H71V54H68ZM33 57H34V55H33ZM33 57H32V58H33ZM69 57H67V58L69 59ZM73 57H74V56H72V58H73ZM75 57H76V56H75ZM131 57H132V56H130V58H131ZM6 58H7V57H6ZM34 58H35V59H34ZM34 58H33L34 61H36V57H34ZM72 58H71V59H72ZM132 58H133V57H132ZM132 58H131V59H132ZM197 58H198V57H197ZM21 59H22V57L20 58V60H21ZM33 59H32V60H33ZM151 59H150V60H151ZM76 60H77V59H76ZM139 60H140V59H139ZM11 61H12V60H11ZM15 61H17V60H15ZM63 61H64V60H63ZM68 61H71V60L69 59ZM68 61H67V62H68ZM146 61H147V60H146ZM252 61H253V60H252ZM259 61H260V59H259ZM261 61H262V59H261ZM31 62H32V61H31ZM64 62H65V61H64ZM77 62H78V60H77ZM147 62H149V61H147ZM263 62H264V61H263ZM33 63H34V62H33ZM33 63L31 64V66L33 65ZM53 63H54V62H53ZM70 63H71V62H70ZM70 63H69V64H70ZM250 63H252V62H250ZM14 64H15V63H14ZM14 64H13V65H14ZM144 64H146V63H144ZM147 64H148V63H147ZM260 64H261V63H260ZM20 65H21V64H20ZM20 65H19V66H20ZM77 65H78V64H77ZM251 65H252V64H250V66H251ZM256 65H257V64H256ZM262 65H263V64H261L260 67H262ZM34 66H36V62H35V65H33V67H34ZM69 66H70V65H69ZM73 66H74V65H73ZM253 66H254V63H253V65H252V67H253ZM257 66H258V65H257ZM257 66H254V68L257 67ZM36 67H37V66H36ZM129 67H130V66H129ZM31 68H32V67H30V70H32ZM66 68H67V67H66ZM72 68H73V67H72ZM72 68H71V69H72ZM156 68H157V67H156ZM156 68H155V69H156ZM245 68H248V69L251 70V72H249V73H252V71L254 70V69L252 70L251 67H250V68H249V67H244V69H243V68H242V69L245 70ZM17 69H18V68H17ZM34 69H35V68H34ZM132 69H133V68H132ZM132 69H129V70L131 71ZM139 69H140V68H139ZM237 69H240V67L237 68ZM242 69H240L239 71H241ZM255 69H256V68H255ZM257 69H258V67H257ZM260 69H262V68H260ZM73 70H74V69H73ZM135 70H136V68H135ZM135 70H134V71H135ZM146 70H147V67H146ZM258 70H259V69H258ZM263 70H264V68H263ZM50 71H51V70H50ZM71 71H72V70H71ZM132 71H133V70H132ZM132 71H131V72H132ZM134 71H133V72H134ZM150 71H151V69H150ZM155 71H156V70H155ZM246 71H247V73H248L249 70H246ZM246 71H245V72H246ZM31 72H32V71H31ZM76 72H77V70H76ZM141 72H142V71H141ZM237 72H238V71H237ZM245 72L242 71L241 73L244 74ZM256 72H258V71H256ZM256 72H255V70H254V72H253L251 75L255 76L254 73H256ZM28 73H29V75H30V71H29ZM49 73H50V72H49ZM49 73H48V74H49ZM66 73H67V72H66ZM146 73H147V71H146ZM249 73H248V74H249ZM261 73H262V72H261ZM263 73H264V72H263ZM19 74H20V73H19ZM32 74H33V73H32ZM32 74H31V75H32ZM130 74H132V73H130ZM147 74H148V73H147ZM248 74H247V75H248ZM66 75H67V74H66ZM135 75H136V74H135ZM135 75H133V76H135ZM233 75H234V76H238V74H237V75L233 74ZM263 75H264V74H263ZM67 76H68V75H67ZM67 76H66V77H67ZM128 76L130 77L131 75H128ZM144 76H146V75H144ZM144 76H143V79H144V81H145ZM199 76H200V75H199ZM234 76H233V77H234ZM244 76H245V77H248V76H246L245 74H244ZM244 76H243V78H244ZM260 76H261V75H260ZM16 77H17V76H16ZM18 77H19V75H18ZM29 77H30V76L26 77L27 80H28V79L30 80ZM31 77H32V76H31ZM47 77H48V76H47ZM70 77H71V75H70ZM96 77H97V75H96ZM139 77H140V74H139ZM209 77H210V76H209ZM230 77H231V76H230ZM14 78H15V77H14ZM131 78H132V77H131ZM141 78H142V76H141ZM146 78H147V77H146ZM254 78H255V77H254ZM254 78H251V79L254 80ZM258 78H259V77H258ZM260 78H261V77H260ZM262 78L264 79V77H262ZM21 79H22V78H21ZM21 79H20L19 82H21ZM45 79H46V78H45ZM45 79H44V80H45ZM74 79H75V78H74ZM129 79H130V78H128V80H129ZM137 79H138V78H137ZM183 79H184V78H183ZM227 79H228V78H227ZM246 79H247V78H246ZM249 79H250V78H249ZM25 80H26V79H25ZM29 80H28V82H31V81H29ZM139 80H141V79H139ZM233 80H235V79H233ZM252 80H250V81H252ZM256 80H258L257 77H256ZM259 80L262 81V79H259ZM14 81H15V80H14ZM136 81H137V80H136ZM203 81H205V79H204ZM254 81H255V80H254ZM26 82H27V81H25V82L22 81L21 84H24V85H25ZM93 82H96V81L94 80ZM128 82H129V81H128ZM220 82H221V81H220ZM222 82H223V81H222ZM222 82H221V83H222ZM238 82H239V80H238ZM244 82H245V81H244ZM42 83H43V82H42ZM65 83H66V82H65ZM122 83H123V82H122ZM135 83H136V82H135ZM141 83H144V82H141ZM141 83H140V85H142ZM214 83H215V82H214ZM214 83H213V84H214ZM221 83H220V86H221ZM224 83H225V82H224ZM227 83H228V82H227ZM232 83H233V81H232ZM261 83L264 84V81L261 82ZM14 84H15V83H14ZM92 84H93V83H92ZM125 84H126V83H125ZM128 84H129V83H128ZM136 84H137V83H136ZM199 84H200V83H199ZM208 84H209V83H208ZM244 84H245V83H244ZM244 84H243V85H244ZM248 84H249V83H248ZM253 84H254V83H253ZM95 85H96V84H95ZM138 85H139V84H138ZM165 85H166V84H165ZM240 85H241L240 87H242V84H240ZM249 85H251V83H250ZM257 85H258V84H257ZM11 86H12V85H11ZM22 86H23V85H22ZM125 86H126V85H125ZM128 86H129V85H128ZM143 86H144V85H143ZM209 86H210V85H209ZM213 86H214V85H213ZM236 86H237V85H236ZM238 86H239V85H238ZM238 86L236 87L237 89H238ZM254 86H256V85H254ZM258 86H259V85H258ZM261 86H262V84H261L259 87H261ZM12 87H13V86H12ZM65 87H66V86H65ZM126 87H127V86H126ZM138 87H139V86H138ZM150 87H151V86H150ZM216 87H217V83H216ZM221 87H222V86H221ZM221 87H219L218 89H220ZM234 87H235V86H234ZM234 87H233V89L231 88L233 91H234ZM252 87H253V86H252ZM1 88H2V87H1ZM23 88H24V86H23ZM92 88H94V87H92ZM92 88H91V89H92ZM118 88H119V86H118ZM139 88H140V87H139ZM204 88H205V87H204ZM208 88H209V87H208ZM261 88H262V87H261ZM11 89H12V88H11ZM73 89H74V87H73ZM91 89H90V90H91ZM124 89H127V88H124ZM142 89H143V90H142ZM241 89H242V88H241ZM243 89H244V88H243ZM90 90H89V92H90ZM127 90H128V89H127ZM127 90H126V91H127ZM216 90H217V89H216ZM222 90H223V89H222ZM222 90H221V93H223ZM228 90H229V89H228ZM232 90H231V91H232ZM7 91H8V89H7ZM34 91H36V90H34ZM40 91H41V90H40ZM92 91H93V90H92ZM142 91L144 92V88H141V92H142ZM219 91H220V90H219ZM226 91H227V90H226ZM226 91H224V92H226ZM244 91H245V90H244ZM13 92H14V91H13ZM20 92H21V91H20ZM65 92H66V89H65ZM73 92H74V90H73ZM117 92L119 93L120 91H117ZM124 92H125V90H124ZM141 92H140V93H141ZM168 92H169V91H168ZM168 92H167V93H168ZM173 92H174V91H173ZM208 92H209V91H208ZM216 92L218 93V91H215V93H216ZM229 92H230V91H229ZM229 92H228V93H229ZM240 92H241V91H240ZM16 93H17V92H16ZM16 93H15V95H16ZM35 93L37 94V92H35ZM40 93H41V92H39V95H40ZM92 93H93V92H92ZM118 93H116V94H118ZM121 93H122V91L120 92V97H121ZM159 93H160V92H159ZM167 93H166V95H167ZM197 93H198V92H197ZM204 93H205L204 91L201 92V94H203V95H204ZM215 93H214V94H215ZM217 93H216V95H217ZM233 93H234V92H233ZM236 93H237V92H236ZM122 94H123V93H122ZM135 94H136V93H135ZM208 94H210V93H208ZM211 94H213V93H211ZM211 94H210V95H211ZM218 94H219V93H218ZM230 94H232V93L230 92L228 97H231ZM234 94H235V93H234ZM238 94H239V93H238ZM22 95H23V93H22ZM54 95H55V94H54ZM139 95H140V94H139ZM141 95H142V94H141ZM144 95H145V94H144ZM166 95H165V96H166ZM177 95H178V94H177ZM203 95L201 96V98L204 97ZM216 95H215V96H216ZM236 95H237V94H236ZM236 95H235V96H236ZM11 96H12V95H11ZM20 96H21V95H20ZM33 96H35V95H33ZM117 96H118V95H117ZM135 96H136V95H135ZM146 96H147V95H146ZM195 96H196V95H195ZM206 96H207V98H209V97H208L209 95H206ZM213 96H214V95H213ZM225 96H226V95H225ZM18 97H19V96H18ZM22 97H23V96H22ZM65 97H66V95H65ZM65 97H64V99H66ZM91 97H92V96H91ZM112 97H113V96H112ZM115 97H116V96H115ZM118 97H119V96H118ZM122 97H125V96H122ZM141 97H142V96H141ZM157 97H158V96H157ZM171 97H172V96H171ZM177 97H178V96H177ZM196 97H197V96H196ZM196 97H195V100H197ZM223 97H224V94L222 95V99H224ZM137 98H138V93H137ZM166 98H169V97H166ZM210 98H211V97H210ZM212 98H213V97H212ZM217 98H218V97H217ZM231 98L234 100L233 96H232ZM237 98H238V97H237ZM16 99H17V98H16ZM23 99H24V98H23ZM32 99H34V98L32 97ZM32 99H30V100H32ZM119 99H121V98H119ZM139 99H142V98H140V96H139ZM151 99H152V101H153V100H156V102L158 103V98L156 99L155 96H154V99H153V98H151ZM176 99H177V98H176ZM199 99H200V95H199L198 100H199ZM204 99L206 100V97H204L203 99H201V101L204 100ZM10 100H11V99H10ZM21 100H22V99H21ZM88 100H89V99H88ZM144 100H145V99H144ZM177 100H178V99H177ZM210 100H212V99H210ZM213 100H214V98H213ZM215 100H217V99L215 98ZM219 100H220V98H219ZM227 100H228V99H227ZM233 100H232V101H233ZM23 101H24V100H23ZM26 101H28V100H26ZM63 101H64V100H63ZM63 101H62V102H63ZM115 101H116V98H115ZM125 101H126V100H125ZM138 101H139V100H138ZM140 101H141V100H140ZM148 101H149L150 103L152 102V101H150V100H148ZM201 101H200V102H201ZM224 101H225V100H224ZM232 101H231V103H232ZM234 101H235V100H234ZM11 102H12V101H10V103H11ZM13 102H14V101H13ZM62 102H61V106L63 105ZM92 102H93V101H92ZM116 102H118V101H116ZM116 102H114V103H116ZM127 102H128V101H127ZM130 102H131V101H130ZM133 102H134V101H133ZM160 102H161V101H160ZM167 102H168V101H167ZM194 102H196V101H194ZM204 102H205V101H204ZM204 102H203V103H204ZM207 102L209 103L208 99H207ZM215 102H217V101H215ZM219 102H220V101H219ZM10 103H9V104H10ZM14 103H15V102H14ZM63 103H64V102H63ZM114 103H113V104H114ZM137 103H138V102H136L135 104H137ZM150 103H149V104H150ZM153 103H154V101H153ZM153 103H152V104H153ZM174 103H176V102H174ZM174 103L172 102V104H174ZM197 103H198V101H197ZM203 103L201 102V105H203ZM222 103H223V102H222ZM225 103H226V101H225L224 104H222V105H226ZM228 103H230V102H228ZM231 103H230V104H231ZM234 103H236V102H234ZM2 104H3V103H2ZM22 104H24V103H22ZM22 104H21V105H22ZM38 104H39L38 106H40V102H39ZM57 104H58V103H57ZM88 104H89V103H88ZM140 104H141V103H140ZM154 104H155V103H154ZM154 104H153V105H154ZM194 104L196 105V103H194ZM198 104H199V103H198ZM206 104H207V103H206ZM215 104H216V103H215ZM219 104H220V103H219ZM10 105H11V104H10ZM14 105H15V104H14ZM16 105H17V103H16ZM16 105H15V107H16ZM51 105L54 106L55 104L53 103V104H50V106H51ZM65 105H66V104H65ZM146 105H148V102H147ZM162 105H163V103H161V106H162ZM167 105H169V104H167ZM176 105H178V103L174 104V107H178V106H176ZM183 105H184V103L182 104V106H183ZM190 105H191V104H190ZM233 105H234V104H233ZM244 105H245V104H244ZM19 106H20V105H19ZM22 106H23V105H22ZM22 106H20V108H21ZM27 106H28V105H27ZM92 106H93V105H92ZM121 106H122V105H121ZM131 106H132V105H131ZM149 106H150V105H149ZM149 106H148V107H149ZM157 106H158V105H157ZM157 106H154V107H155V108H159V107H157ZM205 106H206V105H205ZM218 106H219V105H218ZM231 106H232V105H231ZM231 106H228V107H231ZM240 106H241V105H240ZM0 107H1V103H0ZM11 107H13V105H12ZM73 107H74V106H73ZM111 107H112V106H111ZM113 107H114V106H113ZM128 107H129V105H128ZM133 107H135V106H133ZM136 107H138V106L136 105ZM151 107H152V106H151ZM171 107H172V106H171ZM174 107H173V109H174ZM185 107H186V106H185ZM185 107H184V108H185ZM192 107H194V105H193ZM192 107H191L190 109H192ZM206 107H207V106H206ZM224 107H225V106H224ZM8 108H9L8 111H10L11 108H10V107H8ZM8 108H7V109H8ZM23 108H24V107H23ZM28 108H30V106H28ZM28 108H27V109H28ZM46 108H47V107H46ZM117 108H118V107H117ZM126 108H127V107H126ZM130 108H131V107H130ZM140 108H141V107H140ZM140 108H139V109H140ZM146 108H147V107H146ZM149 108H150V107H149ZM149 108L147 109V111L150 110ZM164 108H165V107H164ZM164 108H163V109H164ZM168 108H169V107L165 108V110H163V109H161V110H163V111H166V110H167V111H168ZM216 108H217V107H216ZM218 108H219V107H218ZM234 108H235V106L233 107V109H234ZM15 109H16V108H15ZM27 109H26V110H27ZM37 109H38V107H37ZM40 109H41V108H39V110H40ZM51 109H54V107H52ZM135 109H136V108H135ZM153 109H154V108H153ZM173 109H171V110H173ZM176 109H177V108H176ZM178 109H181V108L178 107ZM178 109H177V110H178ZM190 109H188V110H190ZM219 109H221V107H220ZM239 109H240V108H239ZM18 110H19V109H17V111H18ZM20 110H21V109H20ZM42 110H45V109H42ZM42 110H41V111H42ZM60 110H61V109H59V111H60ZM111 110H112V109H111ZM126 110H128V108H127ZM129 110H130V109H129ZM129 110H128V111H129ZM131 110H132V109H131ZM158 110H160V109H158ZM177 110H174V113H177V114L180 113V114H181V111H180V112H176ZM198 110H199V108H198ZM216 110H217V109H216ZM224 110H227V109H224ZM6 111H7V110H6ZM6 111H5V112H6ZM13 111H15V110H13ZM36 111H37V110H35L34 112H36ZM52 111H53V110H52ZM59 111L57 112L58 114H59ZM87 111H88V109H87ZM115 111H116V110H115ZM115 111H114V112H115ZM128 111H127V112H128ZM140 111H141V109H140ZM147 111H146V112H147ZM153 111H154V114H155V112H156V115H157V112H158V111H157V110H156V111L153 110ZM153 111L150 110V112H153ZM163 111L161 112L162 115H163V113H164ZM182 111H183V110H182ZM213 111H214V110H213ZM222 111H223V109H222ZM5 112H3L4 115H5ZM10 112H11V111H10ZM23 112H24V111H23ZM44 112H45V111H44ZM68 112H69V111H68ZM134 112H135V111H134ZM134 112H133V113H134ZM141 112H142V111H141ZM150 112L148 111L147 113H150ZM183 112H185V111H183ZM190 112H192L191 114H194V111H190ZM190 112H189V115H190ZM195 112H196V110H195ZM197 112H198V111H197ZM203 112H204V111H203ZM210 112H211V109H210ZM210 112H209V113H210ZM223 112H224V111H223ZM225 112L227 113V111H225ZM230 112H231V111L229 110L228 113H230ZM14 113H15V112H14ZM27 113H28V111H27ZM27 113H26V115H28ZM32 113H33V112H32ZM42 113H43V112H42ZM90 113H91V112H90ZM131 113H132V112H131ZM133 113H132V114H133ZM138 113L140 114V112H138ZM158 113H159V112H158ZM161 113H160V115H161ZM166 113H168V112H165V114H166ZM169 113H171V111H169ZM169 113H168V115H169ZM174 113L170 115V116H171L170 118H172L173 115H176V116H173V117H179V116H177V114H174ZM186 113H187V112H186ZM199 113H200V112H199ZM211 113H212V112H211ZM214 113H216V111H215ZM214 113H213V114H214ZM228 113H227V114H228ZM232 113H233V112H232ZM239 113H240V112H239ZM8 114H9V113H8ZM8 114H7V116H8ZM11 114H13V113H11ZM18 114H19V113H18ZM126 114H127V113H125L124 115H126ZM135 114H136V113H135ZM213 114H212L211 116H214ZM217 114H218V112H217ZM217 114H216V115H217ZM224 114H225V113H224ZM224 114H223V115H224ZM236 114H237L236 116H238V115L240 116V114H238V113H236ZM4 115H3V118L6 117V115H5V116H4ZM14 115H16V114H14ZM38 115H39V114H38ZM43 115L46 116L44 113H43ZM49 115H50V117H51V114H49ZM79 115H80V110H79V108L76 107V110L74 111L73 115L71 116V118H72L71 121H70V124H71V125H72L74 122L77 121ZM109 115H110V114H109ZM109 115H108V116H109ZM127 115H128V114H127ZM162 115H161V116H162ZM195 115H196V113H195ZM206 115H207V114H206ZM241 115H242V113H241ZM0 116H1V115H0ZM10 116H11V115H10ZM16 116L19 118V115H16ZM44 116H43V117H44ZM56 116L58 117V115H56ZM87 116H88V115H87ZM130 116H131L130 119H132V115H130ZM138 116H139V115H138ZM138 116H137V117H138ZM147 116H148V115H147ZM147 116H146V117H147ZM154 116H155V115H153V116H150V115H149V117H152V118H153ZM184 116H186V115H184ZM184 116L182 115L181 118L179 117V118H180L179 121H180L181 125H183V124L185 123V121L187 120V119H185V121L182 120V118H183ZM196 116H197V115H196ZM196 116H194V117H196ZM198 116H199V115H198ZM233 116H235V115H232V117H233ZM11 117H13V116H11ZM14 117H15V116H14ZM31 117H32V116H31ZM36 117H37V116H36ZM41 117H42V116H41ZM43 117H42V119H43ZM89 117H90V116H89ZM112 117H113V116H112ZM162 117H163V116H162ZM187 117H189V116H187ZM208 117H210V116H208ZM220 117H221V116H220ZM0 118H2V117H0ZM6 118H7V117H6ZM6 118H4L3 120L1 119V122H3ZM25 118H26V117H25ZM46 118H47V117H46ZM55 118H56V117H55ZM110 118H111V117H110ZM110 118L108 117L109 120H110ZM123 118H124V117H123ZM127 118H128V117H127ZM133 118H134V117H133ZM154 118H155V117H154ZM170 118H169V119H170ZM179 118H178V119H179ZM192 118H193V116H192ZM192 118H191V115H190V118H188V120H189V119H192ZM200 118L202 119V116H201ZM212 118H213V117H212ZM218 118H219V117H218ZM233 118H234V117H233ZM233 118H232V119H233ZM235 118H236V117H235ZM11 119H12V118H11ZM42 119H40V120L42 121ZM44 119H45V118H44ZM60 119H61V117H60ZM60 119H57V120H60ZM87 119H88V117H87ZM118 119H119V118H118ZM120 119H121V118H120ZM130 119H129V121H130ZM136 119H137V118H136ZM155 119H156V118H155ZM163 119H164V118H163ZM163 119H162V120H163ZM166 119H167V117H166ZM183 119H184V118H183ZM195 119H196V118H194V120H195ZM197 119H199V117H198ZM201 119H200V121H201ZM205 119H206V118H205ZM209 119H210V118H209ZM213 119H214V118H213ZM213 119H210L211 121H209V120L207 119V121H209V123L207 122V124H212V123H210V122H212ZM225 119H226V118H225ZM229 119H231V118L229 117ZM232 119H231V120H232ZM6 120H7V119H6ZM6 120H5V121H6ZM14 120H17V119L14 118ZM55 120H56V119H55ZM55 120H54V123H56ZM57 120H56V121H57ZM65 120H66V119H65ZM89 120H90V119H89ZM89 120H88V121H89ZM124 120H126V119H124ZM124 120H123V123H124ZM127 120H128V119H127ZM133 120H134V119H133ZM156 120H157V119H156ZM158 120H160V119H158ZM158 120H157V122H158ZM202 120L204 121V119H202ZM217 120H218V119H217V117H216V121H217ZM219 120H220V119H219ZM219 120H218V121H219ZM222 120H224V119H222ZM33 121H34V120H33ZM143 121H144V120H143ZM145 121H146V120H145ZM152 121H153V120H152ZM164 121H165V123H166V120H165V119H164ZM171 121H172V119H171ZM177 121H178V120H177ZM177 121H176V122H177ZM181 121H184V123L182 124ZM191 121H192V120H191ZM233 121H234V119H233ZM233 121H232V122H233ZM236 121H238V120L235 119V122H236ZM239 121H240V120H239ZM1 122H0V123H1ZM23 122H24V121H23ZM35 122H36V121H35ZM38 122H39V121H38ZM67 122H68V121H67ZM102 122H105V120L103 121V112L100 114V118L98 119V121H97V123H96L95 129H98V130H99V128L101 127ZM120 122L122 123V121H120ZM130 122H131V121H130ZM130 122H129V124H131V125H129L128 128L131 129V127H132V122H131V123H130ZM137 122H138V121H136V124H137ZM141 122H142V121H141ZM155 122H156V121H155ZM176 122H173V121H172V123H174L172 126H176V127H177L178 124L176 125ZM188 122H189V121H188ZM188 122L186 121V123H188ZM192 122H193V121H192ZM192 122H191V123H192ZM197 122H198V121H197ZM214 122H215V121L213 120V123H214ZM240 122L242 123L243 121H240ZM240 122H239V123H240ZM4 123H5V122H4ZM10 123H12V121H11ZM15 123H16V122H15ZM15 123H13V126H14ZM31 123H32V122H31ZM31 123H30V124H31ZM54 123H53V124H54ZM63 123H64V122H63ZM84 123H85V122H84ZM89 123H92V122L90 121ZM133 123H134V121H133ZM144 123L148 124L147 122H144ZM149 123H150V122H149ZM153 123H154V121H153ZM153 123H152V124H153ZM159 123H160V121L158 122V124H159ZM168 123H170V122H168ZM172 123H170V124H172ZM186 123H185V126H186ZM194 123H195V122H194ZM219 123H221V121H219ZM229 123H230V122H229ZM30 124H29V126H30ZM34 124H36V123H34ZM141 124H142V123H141ZM160 124H161V123H160ZM163 124H164V122H163ZM200 124H201V123H200ZM200 124H199V125H200ZM214 124H215V123H214ZM233 124L236 126L237 123H234V122H233ZM242 124H243V123H242ZM242 124H241V125H242ZM1 125H2V123H1ZM1 125H0V126H1ZM21 125H23V123H22ZM56 125H57V124H56ZM102 125H103V124H102ZM108 125H109V123H108ZM149 125H151V123H150ZM161 125H162V124H161ZM168 125H169V124H166V125H164V126H168ZM190 125H191V124L188 123V129H186V128H182L183 130H187V131H184V132H186V134H187V133L189 134L188 130H191L192 133H193L194 128H191L193 125H191V127H190L191 129H189V126H190ZM195 125H196V123H195ZM216 125H217V124H216ZM226 125H228V124H226ZM226 125H225V126H226ZM229 125H230V124H229ZM238 125H239V124H238ZM8 126H9V128H10V125H8ZM15 126H16V125H15ZM17 126H18V125H17ZM17 126H16V127H17ZM29 126H28L27 130L30 131ZM38 126H39V125H38ZM62 126H63V125H62ZM86 126H87V125H86ZM90 126H91V124L89 125V127H90ZM122 126H123V125H122ZM134 126H135V125H134ZM139 126H140V125H139ZM141 126H145V125L142 124ZM151 126H152V125H151ZM155 126H156V125H155ZM164 126H162V127L164 128ZM172 126H169V127L172 128ZM201 126H202V125H201ZM217 126H218V125H217ZM220 126H222V125H219V127H220ZM230 126H231V125H230ZM239 126H240V125H239ZM21 127H22V126H21ZM21 127H20V128H21ZM30 127H33V125L31 124ZM146 127H147V126H146ZM148 127H149V126H148ZM148 127H147V128H148ZM162 127H161V128H162ZM176 127H174V128H176ZM180 127H181V126H180ZM180 127H179V128H180ZM197 127L199 128L200 126H197ZM208 127H209V126H208ZM219 127H218V129H217V132H219V131H218V130H219ZM222 127H223V126H222ZM232 127H233V126H232ZM232 127L230 128L231 131H229L228 127L226 128V130L228 129V131L230 132V134H232V133H231V132H232ZM0 128H1V127H0ZM9 128H8V129H9ZM34 128H35V126H34ZM37 128H38V127H37ZM52 128H53L52 130L55 131L56 128H55V129H54V127H52ZM91 128L93 129V125H92ZM120 128H122L121 125H120ZM147 128H143V129L146 130ZM163 128H162V129H163ZM171 128H170V129H171ZM174 128H173V129H174ZM177 128H178V127H177ZM177 128H176V129H177ZM179 128H178V129H179ZM202 128H203V127H201V131H200V132H203ZM12 129H13V128H12ZM12 129H10V130H12ZM14 129H15V128H14ZM46 129H48V127H47ZM77 129H78V128H77ZM85 129H86V128H85ZM122 129H123V128H122ZM143 129H142V130H143ZM148 129H149V128H148ZM156 129H158V128L156 127ZM165 129H168V128L166 127ZM178 129H177V130H178ZM192 129H193V130H192ZM241 129H242V128H241ZM10 130H9V131H10ZM19 130H20V129H19ZM21 130H22V129H21ZM39 130H40V129H39ZM128 130H129V129L126 130V131H127V135H129V137H130V134H128ZM139 130H140V128H139ZM152 130H154V129H152ZM158 130H159V129H158ZM171 130H172V129H171ZM171 130H170V131H171ZM196 130H197V128H196ZM196 130H195V131H196ZM9 131H8V133H9ZM32 131H34V130H32ZM84 131H85V130H84ZM88 131H90V130H88ZM119 131H120V130H119ZM121 131H122V130H121ZM121 131H120V132H121ZM134 131L136 132L135 129H134ZM134 131H133V132H134ZM149 131H151V128H150V130H148V132H149ZM156 131H157V130H156ZM170 131L166 132V131L164 130V132L167 133V134L164 133L165 136H169V132H170ZM198 131H199V130H198ZM222 131H224V130H222ZM222 131H220V134H224V133H225V131H224V133H221ZM235 131H236V130H235ZM235 131H234L233 134H235ZM35 132H36V130H35ZM40 132H41V131H40ZM45 132H47V131H45ZM61 132H62V130H61ZM63 132H65V131H63ZM107 132H108V131H107ZM122 132H123V131H122ZM133 132H132V133H133ZM161 132H163V130H162ZM161 132H160V133H161ZM179 132H180V130H179ZM181 132L183 133V131H181ZM205 132H206V131H205ZM217 132H216V134H217ZM229 132H227V133H229ZM239 132H240V130H239ZM6 133H7V132H6ZM10 133H11V131H10ZM28 133H29V132H28ZM30 133H31V132H30ZM84 133H85V132H84ZM92 133H93V131H92ZM141 133H143V132H141ZM141 133H140V135H141ZM145 133H147V132H144L143 136L146 137V134H145ZM150 133H151V132H150ZM152 133H153V131H152ZM154 133H155V132H154ZM227 133H225V134H227ZM19 134H20V133H19ZM34 134H36V133H34ZM64 134H65V133H63L62 135H64ZM67 134H68V133H67ZM86 134H87V133H86ZM86 134H85V135H86ZM118 134H119V132H118ZM124 134H125V133H124ZM124 134L122 133V137L124 136ZM164 134H161V135H164ZM173 134H174V133H173ZM186 134L183 133L184 136H186ZM194 134H196V133H194ZM214 134H215V132H214ZM216 134H215V137H214V138L211 136L212 134L210 135V136L212 137V139H214V141H215V139L217 138V137H216ZM230 134H229V135H230ZM233 134H232V135H233ZM5 135H6V134H5ZM29 135H30V134H29ZM40 135H41V134H40ZM90 135H91V134H90V132H89V136H90ZM105 135H106V134H105ZM127 135H126V136H127ZM148 135H149V134H148ZM148 135H147L148 138L151 137V136H148ZM190 135H191V134H190ZM205 135H206V134H205ZM205 135H204V137H205ZM207 135H208V134H207ZM218 135H219V134H218ZM232 135H231L230 137H232ZM261 135H262V134H261ZM26 136H27V134H26ZM35 136H36V135H35ZM89 136H88V137H89ZM120 136H121V135H120ZM134 136H135V133H134ZM176 136H177V135H176ZM184 136L181 135L180 137L183 138ZM208 136H209V135H208ZM213 136H214V135H213ZM224 136H226V135H223L222 137H224ZM234 136H236V135H234ZM8 137H9V136H8ZM30 137H31V136H30ZM30 137H29V138H30ZM36 137H37V136H36ZM127 137H128V136H127ZM131 137H132V136H131ZM135 137H137V135H136ZM154 137H156V136H154ZM194 137H196V135H195ZM198 137H199V136H198ZM218 137H219V136H218ZM222 137H220V138H221L222 140H224ZM227 137H228V135H227ZM227 137H224V138H227ZM238 137H239V135H238ZM241 137H242V136H241ZM9 138H10V137H9ZM18 138H20V137H18ZM33 138H34V136H33ZM33 138L31 137L32 140H33ZM40 138H41V137H40ZM51 138H52V136H51ZM83 138H84V137H83ZM85 138H86V137H85ZM102 138L104 139V136H103ZM118 138H119V137H118ZM124 138L126 139V137H124ZM165 138H166V137H165ZM165 138H163V140H159V139H158V140H159V142H161V141H164ZM178 138H179V136H178ZM186 138H187V140H188V135H187ZM186 138H185L184 140H186ZM190 138H192V137H189V139H190ZM205 138H206V137H205ZM220 138H218V139L221 141ZM232 138H234V137H232ZM5 139H6V138H5ZM38 139H39V138H38ZM53 139H54V138H53ZM72 139H73V138H72ZM97 139H98V131H95V134H94V142H96ZM130 139L134 141V139H132V138H130ZM130 139H126V140H127L130 144H132L131 141H130ZM144 139H146V138H144ZM151 139H152V138H151ZM171 139H172V141H173V140H176V139H174V138H171ZM207 139H208V137H207ZM209 139H211V138H209ZM209 139H208V142L212 140V139H211V140H209ZM228 139H229V138H228ZM228 139H226V140H228ZM24 140H25V138H24ZM34 140H37V139H34ZM78 140H79V139H78ZM136 140H137V139H136ZM147 140H148V139H147ZM147 140H146L145 144H146V143L148 144V142H149L150 139L148 140V142H147ZM152 140H153V139H152ZM152 140H150V141H152ZM167 140H169V139H167ZM167 140H166V141H167ZM182 140H183V139H182ZM219 140H218V141H219ZM226 140H225V141H226ZM229 140H230V139H229ZM229 140H228V141H229ZM231 140H233V139H231ZM256 140H258V139H256ZM8 141H9V139H8ZM27 141H29L28 138H27ZM37 141H38V140H37ZM71 141H72V140H71ZM71 141H70V143H72ZM91 141H92V138H91ZM133 141H132V142H133ZM142 141H143V139H142ZM153 141H154L153 145H155V142H156V141H155V140H153ZM166 141H164V142H166ZM169 141H170V140H169ZM177 141H178V139H177ZM192 141H193V140H192ZM204 141H205V140H204ZM212 141H213V140H212ZM212 141H211V142H212ZM220 141H219V142H220ZM225 141H223V144H225V143H224ZM239 141H240V140H239ZM259 141H261V139H259ZM31 142H32V141H31ZM31 142H30V144H33V143H31ZM76 142H78V141H76ZM84 142H85V141H84ZM87 142H89V140H88ZM87 142H86V144H87ZM94 142H93V143H94ZM119 142H120V140H119ZM196 142H197V140H196ZM208 142H207V144H208ZM256 142H258V141H256ZM261 142H262V141H261ZM24 143H28V144H29V142H24ZM37 143H38V142H37ZM37 143H36V144H37ZM43 143H44V142H43ZM50 143H51V142H50ZM61 143H62V142H61ZM138 143H142V142H138ZM149 143H150V142H149ZM173 143H174V142H173ZM176 143L179 144V143H181V142H176ZM183 143H184V142H183ZM183 143H182V144H183ZM191 143H192V142H191ZM191 143H190V144H191ZM203 143H205V142H203ZM227 143H228V142H227ZM30 144H29V145H30ZM119 144H120V143H119ZM158 144H160V143H158ZM167 144H168V143H167ZM178 144H177V145H178ZM188 144H189V142H188ZM205 144H206V143H205ZM205 144H204V145H205ZM212 144H213V143H212ZM219 144L222 145V146H221V148H222V147H223V144H222V143H219ZM231 144H232V143H231ZM255 144H256V143H255ZM258 144H259V145H262L261 147L263 148L264 145H263L262 143H257L256 145H258ZM22 145H24L23 142H22ZM39 145H40V144H39ZM42 145H43V144H42ZM99 145H100V143H99ZM124 145H125V143H124ZM127 145H129V144H127ZM136 145H137L136 148H138V146H141V144H140V145H139V144H136ZM142 145H143V146H146V145H144V144H142ZM150 145H151V149H152V144H150ZM150 145H149V146H150ZM169 145H171V143H170ZM177 145H173V146H177ZM180 145H181V144H179V146H180ZM185 145H187V142H185ZM185 145H182V146H185ZM192 145L194 146V143H193ZM228 145L230 146V144H228ZM259 145H258V146H259ZM10 146H13V145H10ZM58 146H59V145H58ZM69 146H70V145H69ZM69 146H67V147H69ZM77 146H78V143H77ZM103 146H104V145H103ZM103 146H102V147H103ZM143 146H141V147H143ZM156 146H157V145H156ZM162 146H163V148H164V146H167V145H166V144H163ZM193 146H191V150H193V149H192ZM218 146H219V145H218ZM225 146H227V145H225ZM225 146H224V147H225ZM253 146L255 147L254 144H253ZM258 146H257V147H258ZM29 147H30V146H29ZM31 147H32V146H31ZM34 147L36 148V152H37V146H34ZM83 147H84V145H83ZM106 147H107V146H106ZM122 147H125V146H122ZM157 147H158V146H157ZM160 147H161V145H160ZM160 147H159V149H160ZM185 147H186V146H185ZM194 147H195V146H194ZM207 147H208V146H207ZM216 147H217V146H216ZM216 147H215V148H216ZM230 147H231V146H230ZM230 147H229V148H230ZM249 147H251V146H249ZM254 147H253L252 149H254ZM257 147H255V149H254L255 151L258 150V149H256ZM261 147L259 148L258 152L261 151V150H263V149H261ZM11 148H12V147H11ZM32 148H33V147H32ZM84 148H85V147H84ZM84 148H83V149H84ZM120 148H121V147H120ZM129 148H130V147H129ZM149 148H150V147H149ZM169 148H170V147H169ZM169 148H168V149H169ZM171 148H172L171 151H173V147H171ZM187 148H188V146H187ZM196 148L198 149V147H196ZM208 148H209V147H208ZM212 148H213V146H212ZM215 148H214V149H215ZM221 148H220V149H221ZM26 149H28L27 146H26ZM53 149H55V148L53 147ZM92 149H93V147H92ZM105 149H107V148H105ZM140 149H141V148H140ZM140 149H139L138 151H140V153L143 152V151L140 150ZM143 149H144V148H143ZM153 149H155V148L153 147ZM156 149H158V148H156ZM161 149H162V148H161ZM164 149H165V148H164ZM174 149H176V148H174ZM177 149H178V148H177ZM204 149H206V151H207V148H203V150H204ZM214 149H213V150H214ZM226 149H227V148H226ZM226 149H225V150H226ZM10 150H11V149H10ZM66 150H68V148H66ZM87 150H88V149H87ZM90 150H91V149H90ZM128 150H129V149H128ZM133 150H134V148H133ZM136 150H137V149H136ZM184 150H185V148H184ZM184 150H183V151H184ZM188 150H189V149H188ZM188 150H187V152H188ZM203 150H202V151H203ZM223 150H224V148H223ZM223 150H221V151H223ZM225 150H224V151H225ZM227 150H229V149H227ZM249 150H250V149H249ZM28 151H29V150H28ZM28 151H27V152H28ZM41 151H42V150H41ZM59 151L61 152V148H60ZM138 151H137V152H138ZM163 151H164V150H163ZM167 151H168V150H167ZM169 151H170V150H169ZM169 151H168V152H169ZM171 151L168 153V155H171V154H170V153H172ZM206 151H205V153H206ZM211 151H212V150H211ZM224 151H223V152H224ZM48 152H49V151H48ZM65 152H67V151H65ZM84 152H85L84 154H86V148H85ZM96 152H97V150H96ZM126 152H127V151H126ZM137 152H136V153H137ZM144 152H145V150H144ZM144 152L141 154L142 156H144V155H143ZM157 152H158V151H157ZM160 152H161V151H160ZM189 152H190V150H189ZM196 152H197V151H195V153H196ZM208 152H209V151H208ZM29 153H30V152H29ZM37 153H38V152H37ZM105 153H106V150H105ZM116 153H117V152H116ZM121 153H123V152H121ZM124 153H125V152H124ZM128 153H129V152H128ZM134 153H135V151H134ZM149 153H150V152H149ZM149 153H148V154H149ZM151 153L153 154V152H151ZM161 153H162V152H161ZM165 153H166V150H165ZM192 153H193V152H192ZM214 153H215V152H214ZM225 153L227 154V152H225ZM225 153L222 154V155L225 156ZM248 153H249V152H248ZM9 154H11L10 151H9ZM52 154H53V153H52ZM57 154H58V153H57ZM59 154H60V153H59ZM65 154H66V153H64V155H65ZM67 154H68V153H67ZM96 154H97V153H96ZM100 154H101V153H100ZM130 154H131V153H130ZM166 154H167V153H166ZM179 154H180V153H179ZM185 154H190V155H191V152H190V153H186V151H185ZM185 154H184V155H185ZM193 154H194V153H193ZM196 154H197V153H196ZM203 154H204V153H203ZM203 154H202V155H203ZM249 154H250V153H249ZM259 154H260V153H259ZM33 155H34V154H33ZM33 155H32V156H33ZM48 155H49V154H48ZM82 155H83V153H82ZM91 155H92V154H91ZM104 155H105V154H104ZM106 155H107V154H106ZM122 155H123V154H121V156H122ZM136 155H137V154H136ZM138 155H139V153H138ZM162 155H163V154H162ZM168 155H167V156H168ZM172 155H173V154H172ZM176 155L179 156L178 153H176ZM194 155H195V154H194ZM202 155H201V156H202ZM241 155H242V154H241ZM257 155H258V154H257ZM262 155H263V152H262ZM28 156H29V155H28ZM28 156L25 154V158L28 157ZM51 156H52V155H51ZM58 156H59V155H58ZM78 156H79V155H78ZM96 156H97V155H96ZM102 156H103V155H102ZM127 156H128V155H127ZM130 156H134V155H130ZM147 156H148V155H147ZM154 156H158V155H154ZM159 156H161V154H160ZM164 156H165V155H164ZM188 156H189V155H188ZM201 156H199V158H200ZM206 156H207V155H206ZM216 156H217V154H216ZM219 156H220V155H218V157H216V158H219ZM223 156H221V158H223ZM229 156H230V152H229ZM243 156H244V155H243ZM249 156L252 157L251 155H249ZM249 156L247 155L248 158H249ZM259 156H260V155H259ZM9 157H10V156H9ZM37 157H38V156H36V158H37ZM59 157H60V156H59ZM65 157H66V156H65ZM65 157H64V159L67 158V157H66V158H65ZM97 157H98V156H97ZM119 157H120V156H119ZM128 157H129V156H128ZM128 157H127V158H128ZM149 157H150V156H149ZM161 157H162V156H161ZM209 157H210V158H209V160H210V159H211V154H210ZM212 157H213V156H212ZM231 157H232V156H231ZM231 157H227V159L229 158L228 161L230 160ZM253 157H254V155H253ZM256 157H258V156L255 155V158H256ZM10 158H11V157H10ZM50 158H51V157H50ZM82 158H83V156H82ZM82 158H81V159H82ZM89 158H90V156H89ZM89 158H88V159H89ZM99 158H100V157H99ZM104 158H106V156H105ZM116 158H117V157H116ZM116 158H115V159H116ZM122 158H123V157H122ZM124 158L126 159V161H125V160H122V161H124V163H125V162H128L127 158H126V157H124ZM153 158H154V157H153ZM164 158H165V157H164ZM167 158H168V157H167ZM185 158H186V157H185ZM188 158H189V157H188ZM197 158H198V154H197ZM204 158H206V157H205V154H204ZM207 158H208V156H207ZM239 158H240V161H241V157H240V156H238L237 160H238ZM248 158H247V159H248ZM26 159H27V158H26ZM32 159H34V158H32ZM59 159H62V156H61V158H59ZM59 159H58V160H59ZM64 159H63V161H64ZM94 159H95V158H94ZM131 159L134 160L133 157H132ZM138 159H139V158H138ZM150 159H151V158H150ZM150 159H149V160H150ZM159 159H160V158H159ZM159 159H157V160H158L157 163H158V162H159V163L161 162V161H159ZM170 159H171V158H170ZM173 159H174V158H173ZM190 159H192V158H190ZM193 159H195V156H194ZM202 159H203V158H202ZM225 159H226V158H225ZM227 159H226V161H227ZM249 159H250V158H249ZM257 159H259V157H258ZM261 159H262V157H261ZM27 160H28V159H27ZM27 160H26V161H27ZM58 160H57V161H58ZM77 160H78V159H77ZM91 160H92V157H91ZM101 160H103V159H101ZM109 160H110V159H109ZM113 160H114V158H113ZM139 160H140V159H139ZM155 160H156V159L154 158V161H155ZM161 160H162V159H161ZM178 160H179V157H178ZM183 160H184V159H182L181 163H182V162L184 163L185 160H184V161H183ZM188 160H189V159H188ZM196 160H197V159H195V163H196V164H197L198 161H201V160H198V161L196 162ZM204 160H208V159H204ZM222 160H224V159H222ZM235 160H236V159H235ZM235 160H234V163H235V164L237 163V164H236L237 166H235V167L237 168L239 164H238V162H235ZM242 160H243V158H242ZM252 160H253V159H252ZM14 161H15V160H14ZM28 161H29V160H28ZM32 161H33V160H32ZM39 161H40V160H39ZM50 161H51V159H50ZM52 161H53V159H52ZM52 161H51V162H52ZM61 161H62V160H61ZM83 161H84V160H83ZM83 161H82V162H83ZM95 161H96V160H95ZM95 161H94V162H95ZM163 161H164V160H163ZM170 161H171V160H170ZM170 161H169V162H170ZM215 161H216V160H215ZM215 161H214V162H215ZM219 161H220V160H219ZM219 161H218V163H219ZM232 161H233V160H232ZM232 161H230V162H232ZM51 162H50V164H51ZM65 162H66V161H64V163H65ZM103 162H104V161H102V162L100 161V163H103ZM106 162H107V161H106ZM114 162H115V161H114ZM129 162H132V161L129 160ZM129 162H128V163H129ZM141 162H143V161H141ZM202 162H206V163H208V162H211V161H203V160H202ZM224 162H225V161H224ZM248 162H249V161H247V163H248ZM255 162H256V161H255ZM263 162H264V160L262 159V162L260 161V163L262 164ZM14 163H15V162H14ZM27 163H28V162H27ZM32 163H33V162H32ZM59 163H60V161H59ZM87 163H89L88 160H87ZM124 163H123V164H124ZM154 163H155V162H154ZM157 163H155V164H157ZM173 163H174V162H173ZM179 163H180V161L178 162V164H179ZM185 163H186V162H185ZM192 163H193V162H192ZM195 163H194V164H195ZM215 163H216V162H215ZM221 163H222V162H221ZM8 164H9V162H8ZM8 164H7V166H9ZM11 164H12V163H11ZM35 164H36V163H35ZM44 164H45V163H44ZM50 164H49V166H48L49 168L51 167ZM60 164H61V163H60ZM76 164H77V163H76ZM90 164H91V163H90ZM107 164H108V163H107ZM113 164H114V163H113ZM119 164H120V163H119ZM119 164H117V165H119ZM123 164H122V165H123ZM151 164H153V163H151ZM160 164H161V163H160ZM162 164H163V162H162ZM162 164H161V166H162ZM168 164H169V163H168ZM174 164H176V163H174ZM187 164H188V163H187ZM187 164H186V165H187ZM196 164H195V165H196ZM211 164H212V163H211ZM213 164H214V163H213ZM227 164H228V165H227ZM227 164H224V166L226 165V166L229 167L230 164H229L228 162H227ZM231 164H232V163H231ZM235 164H234V165H235ZM254 164H255V163H254ZM30 165H31V164H30ZM63 165H64V164H61V166H63ZM81 165H82V164H81ZM104 165H105V162H104ZM124 165H125V166H129L130 164H129V165L124 164ZM133 165L135 166V163H134ZM140 165H141V164H140ZM142 165H143V163H142ZM179 165H180V164H179ZM197 165H198V164H197ZM214 165H215V164H214ZM243 165H244V164H243ZM249 165H250V164H249ZM5 166H6V165H5ZM13 166H14V165H13ZM110 166H111V165H110ZM114 166H115V165H114ZM134 166H133V167H134ZM151 166H152V165H151ZM156 166H157V165H156ZM158 166H159V165H158ZM161 166H160V168H161ZM180 166L184 167V165H180ZM198 166H199V165H198ZM206 166H208V165H206ZM210 166H211V165H210ZM212 166H213V165H212ZM226 166H225V167H226ZM246 166H247V164H246ZM27 167H28V166H27ZM27 167H25V168H27ZM46 167H47V166H46ZM46 167H45V168H46ZM56 167H57V166H56ZM59 167H60V165H59ZM59 167H58V168H59ZM63 167H64V166H63ZM63 167H62L61 169H63ZM65 167H66V163H65ZM84 167H85V166H84ZM94 167H95V165H94ZM102 167H103V166H102ZM106 167H107V165H106ZM111 167H112V166H111ZM111 167L108 168V170H111V169H112ZM118 167H120V166H118ZM152 167H153V166H152ZM204 167H205V166H204ZM213 167H214V166H213ZM222 167H223V166H222ZM235 167H234V169H235ZM240 167H242V166L239 165V168H240ZM262 167H264V165H263ZM4 168H5V167H4ZM4 168H3V169H4ZM7 168H9V167H7ZM10 168H11V167H10ZM45 168H44V169H45ZM75 168H76V167H75ZM80 168H81V167H80ZM123 168H125V167L122 166L121 169H123ZM135 168H136V166H135ZM157 168H158V167H157ZM160 168H159V169H160ZM164 168H165V166H164ZM164 168H163V170H165ZM176 168H177V167H176ZM205 168H206V167H205ZM205 168H204V169H205ZM218 168H219V167H218ZM226 168H227V167H226ZM239 168H238V169H239ZM243 168H245V167H242V170L244 171ZM249 168H250V166H249ZM16 169H17V168H16ZM28 169H30V168H27V170H28ZM54 169H55V168H54ZM114 169H117V168L114 167ZM127 169H128V168H127ZM129 169H130V167H129ZM133 169H134V168H133ZM159 169H155V170L158 171ZM181 169H182V168H181ZM183 169H184V168H183ZM238 169H237V170H238ZM250 169H251V168H250ZM256 169H257V168H256ZM6 170H7V169H6ZM18 170H19V169H18ZM18 170H17L16 172L21 171V170H19V171H18ZM24 170H25V169H24ZM51 170H52V169H51ZM59 170H60V169H59ZM123 170H124V169H123ZM130 170H131V169H130ZM130 170H128V171H130ZM167 170H169V169H166V171H164V172L162 171L163 174L166 175V173L169 172V171L172 170V169H170L169 171H167ZM186 170H187V168H186ZM198 170H199V169H198ZM22 171H23V170H22ZM57 171H58V170H57ZM61 171H62V170H61ZM74 171H75V170H74ZM83 171H84V170H83ZM88 171H89V168H88ZM116 171H118L117 173H119L120 170L117 169ZM125 171H126V170H125ZM134 171H135V170H134ZM138 171H139V170H138ZM157 171H156V172H157ZM181 171H182V170H181ZM181 171H180V172H181ZM192 171H193V170H192ZM192 171H190V172H192ZM196 171H197V169H196ZM207 171H208V169H207ZM214 171H215V170H214ZM214 171H213V172H214ZM235 171H236V169H235ZM238 171H239V170H238ZM240 171H241V170H240ZM240 171H239V172L236 171V172H237V175L240 174ZM243 171H242V172H243ZM262 171H263V170H262ZM1 172H2V171H1ZM3 172H4V170H3ZM6 172H8V171H6ZM10 172H11V171H10ZM16 172H15V173H16ZM31 172H32V171H31ZM58 172H59V171H58ZM58 172H57V173H58ZM66 172H68V170H67ZM66 172H65V173H66ZM162 172H161V173H162ZM165 172H166V173H165ZM173 172H174V171H173ZM178 172H179V170H178ZM178 172H176V173H178ZM182 172H183V171H182ZM182 172H181V174H182ZM194 172H195V171H194ZM236 172L233 173V174L235 175ZM244 172H245V171H244ZM256 172H257V171H256ZM12 173H13V172H12ZM15 173H13V174H15ZM26 173H27V172H26V170H25V174H26ZM29 173H30V172H29ZM33 173H34V172H33ZM35 173H36V170H35ZM49 173H50V172H48V174H49ZM55 173H56V172H55ZM80 173H81V172H80ZM87 173H88V172H87ZM87 173H86V174H87ZM101 173H102V172H101ZM111 173H112V172H111ZM117 173H116V176L118 177L119 174H117ZM120 173L122 174L123 172L121 171ZM129 173H130V172H129ZM134 173H135V172H134ZM205 173H206V172H205ZM227 173H228V172H227ZM229 173H232L231 170H230ZM229 173H228V174H229ZM245 173H246V172H245ZM253 173L255 174V172H253ZM10 174H11V173H10ZM17 174L20 175L21 173H20V174L17 173ZM17 174H15V175H16V178H17V176H18ZM73 174H75V173H73ZM81 174H82V173H81ZM92 174H94V173H92ZM127 174H128V172H127ZM127 174H126V176H127ZM131 174H133L132 171H131ZM131 174H130L129 178L131 177ZM137 174H138V173H137ZM171 174H172V172H171ZM173 174H174V173H173ZM184 174H185V173H184ZM192 174H193V172H192ZM200 174H201V173H200ZM212 174H213V173H212ZM247 174H249V173H247ZM247 174H244V173H243V175H242L243 178H244V176H246ZM15 175H11V176H15ZM42 175H43V174H42ZM53 175H54V174H53ZM56 175H57V174H56ZM63 175H64V174H63ZM66 175H67V178H68V175H69V174L67 173ZM128 175H129V174H128ZM182 175H183V174H182ZM201 175H202V174H201ZM201 175H200V176H201ZM208 175H209V172H208ZM221 175H222V174H221ZM221 175H220V176H221ZM231 175H232V174H231ZM231 175H230V176H231ZM237 175H236V176H237ZM249 175H250V174H249ZM249 175H247V177H248ZM3 176H5V172H4V175H3ZM31 176H32V175H31ZM48 176H50V175H47V177H48ZM57 176H58V175H57ZM70 176H71V175H70ZM73 176H74V175H73ZM83 176H84V174H82V176L80 175L81 179H82ZM111 176H112V175H111ZM116 176H115V177H116ZM168 176H169V175H168ZM168 176H167V177H168ZM173 176H174V175H173ZM176 176H177V174H176ZM200 176H199V177H200ZM211 176H212V175H211ZM211 176L209 175V179H210ZM213 176H214V174H213ZM228 176H229V175H228ZM232 176H233V175H232ZM238 176H239V175H238ZM250 176H251V175H250ZM254 176H255V175H254ZM20 177H21V176H20ZM33 177H34V175H33ZM41 177H42V176H41ZM55 177H56V176H55ZM62 177H63V176H62ZM103 177H104V176H103ZM163 177H164V176H163ZM193 177H194V176H193ZM207 177H208V176H207ZM247 177H246V179H247ZM252 177H253V175H252ZM255 177H256V176H255ZM255 177H254V178H255ZM14 178H15V177H14ZM16 178H15V179H16ZM34 178H35V177H34ZM45 178H46V177H45ZM48 178H49V177H48ZM87 178H88V177H87ZM109 178H110V177H109ZM113 178H114V177H113ZM168 178H169V177H168ZM174 178H178V177H174ZM182 178H183V177H182ZM196 178H197V177H196ZM204 178H205V177H204ZM233 178H234V177H233ZM235 178H237V177H235ZM248 178H249V177H248ZM250 178H251V177H250ZM250 178H249V179H250ZM254 178H253V179H254ZM263 178H264V176H263ZM52 179H53V178H52ZM59 179H60V178H59ZM69 179H70V177H69ZM69 179H68V180H69ZM78 179H79V177H78ZM81 179H80V180H81ZM91 179H92V178H91ZM111 179H112V177H111ZM116 179H117V178H116ZM116 179L114 178V180H116ZM145 179H146V178H145ZM164 179H165V178H164ZM169 179H170V178H169ZM185 179H186V177H185ZM231 179H232V177H231ZM238 179H239V178H238ZM240 179H241V174H240ZM244 179H245V178H244ZM253 179H250V180L253 181ZM256 179H257V178H256ZM258 179H259V178H258ZM0 180H2V179H0ZM16 180H17V182L19 181L18 178H17ZM30 180H31V179H30ZM30 180H29V181H30ZM42 180H43V179H42ZM47 180H48V179H47ZM60 180H61V179H60ZM65 180H66V179H65ZM80 180H79V182H80ZM117 180L119 181V179H117ZM122 180L125 181V179H122ZM130 180H131V179H130ZM130 180H128V181H130ZM172 180H173V179H172ZM178 180H179V179H178ZM182 180H183V179H182ZM228 180H229V179H228ZM236 180H237V179H236ZM241 180H242V179H241ZM250 180H249V181H250ZM259 180L262 181V179H259ZM11 181H12V180H11ZM24 181H25V179H24ZM24 181H22V179L20 178V181H19V182L22 183V182H24ZM71 181H72V179H71ZM86 181H87V179H86ZM89 181H90V180H89ZM95 181H96V180H95ZM95 181H94V184H96ZM109 181H110V179H109ZM112 181H113V180H112ZM162 181H163V180H162ZM170 181H171V180H170ZM179 181H180V180H179ZM249 181H248V182H249ZM256 181H257V180H256ZM42 182H43V181H42ZM48 182H49V181H48ZM113 182H114V181H113ZM116 182H117V181H116ZM121 182H122V181H121ZM136 182H138V181H136ZM158 182H159V181H158ZM242 182L247 183L245 180H243ZM253 182H255V181H253ZM257 182L259 183V181H257ZM257 182H256V183H257ZM2 183H3V182H2ZM45 183H47V182H45ZM65 183H66V181H65ZM102 183H103V182H102ZM107 183H109V182H107ZM126 183H127V182H126ZM126 183L123 182L124 187H125ZM132 183H134V182L132 181ZM165 183H166V182H165ZM165 183H164V184H165ZM176 183H177V181H176ZM178 183H179V182H178ZM228 183H229V182H228ZM256 183H255V184H256ZM262 183H263V182H262ZM13 184H14V183H13ZM13 184H12V185H13ZM76 184H77V182H76ZM91 184H92V182H91ZM91 184H90V185H91ZM128 184H130V183H128ZM159 184H160V183H159ZM173 184H174V181H173ZM173 184L170 183V187H172L171 185H173ZM229 184H230V183H229ZM231 184H232V183H231ZM247 184H248V183H247ZM30 185H31V184H30ZM30 185H29V186H30ZM63 185H64V184H63ZM63 185H62V186H63ZM104 185H105V184H104ZM107 185H108V184H107ZM113 185H114V184H113ZM130 185H131V184H130ZM157 185H158V183H157ZM234 185H235V184H234ZM250 185H251V184H250ZM253 185H254V184L252 183V186H253ZM260 185H261V183H260ZM0 186H1V182H0ZM62 186H61V187H62ZM101 186H102V185H101ZM105 186H106V185H105ZM120 186H121V185H120ZM120 186H119L118 189H122V188H120ZM132 186H135V185H132ZM225 186H226V185H225ZM243 186H245V184H244ZM254 186H255V185H254ZM26 187H27V186H26ZM59 187H60V186H59ZM71 187H72V186H71ZM71 187H70V188H71ZM75 187H76V186H75ZM90 187H91V186H90ZM93 187H94V186H93ZM103 187H104V186H103ZM110 187H111V186H110ZM114 187L117 188L115 185H114ZM124 187H123V188H124ZM128 187H129V185H128ZM128 187L126 186L125 189H127ZM158 187H159V185H158ZM166 187H167V186H166ZM174 187H176V186H174ZM205 187H206V186H205ZM258 187H259V186H258ZM258 187L256 186L255 189H257ZM48 188H49V187H48ZM96 188H97V187H96ZM96 188H95V189H96ZM131 188H132V187L130 186L129 189H131ZM134 188H135V187H134ZM167 188H169V187H167ZM227 188H228V187H227ZM242 188H243V187H241V190H243ZM248 188H250V189L252 188V190H253V187H248ZM0 189H1V188H0ZM49 189H50V188H49ZM58 189H60V188H58ZM61 189H62V188H61ZM85 189H86V187H85ZM118 189H117V190H118ZM163 189H165V187H164ZM171 189H173V187H172ZM224 189H225V188H224ZM44 190H46V189H44ZM56 190H57V188H56ZM75 190H76V189H75ZM91 190H92V189H91ZM97 190H99L98 193H100V189L98 188ZM104 190H105V187H104ZM117 190H113V192H115V191H117ZM147 190H148V189H147ZM179 190H180V189H179ZM182 190H183V189H181V191H182ZM215 190H216V189H215ZM234 190L237 191L235 187H234ZM252 190H251V191H252ZM260 190H263L262 186H261ZM260 190H259V191H260ZM13 191H14V190H13ZM16 191H17V194H20V195H19L20 197L17 196V197L20 199V198L22 197V195H21L22 192H21V193H18V190H16ZM29 191H30V190H29ZM53 191H55V190H53ZM83 191H84V190H83ZM85 191H86V190H85ZM109 191H110V194L113 193V192H112V189H109ZM109 191H108V192H109ZM122 191L124 192V189H123ZM133 191H134V190H133ZM133 191H132V192H133ZM148 191H149V190H148ZM183 191H185V190H183ZM238 191H239V190H238ZM243 191H244V190H243ZM248 191H249V190H248ZM1 192H2V191H1ZM1 192H0V194H1ZM11 192H12V190H11ZM11 192H8V193H11ZM14 192H15V191H14ZM33 192H34V191H33ZM41 192H42V191H41ZM43 192H44V191H43ZM45 192H46V191H45ZM62 192H63V191L61 190V193H62ZM78 192H80V191H78ZM92 192H94V191L92 190ZM102 192H103V190H102ZM111 192H112V193H111ZM128 192H129V190H128ZM239 192H240V191H239ZM239 192H238V193H239ZM249 192H250V191H249ZM2 193H3V192H2ZM12 193H13V192H12ZM24 193H26V192H24ZM49 193H51V190H49ZM74 193H75V192H74ZM96 193H97V192H96ZM125 193H126V192H125ZM129 193H130V192H129ZM181 193H183V192H181ZM181 193H180V195H181ZM246 193H247V191L245 192V194H246ZM256 193H257V192H256ZM256 193H255V196H256ZM3 194H4V193H3ZM39 194H40V193H39ZM41 194H44V193H41ZM41 194H40V195H41ZM51 194H52V193H51ZM94 194H95V193H94ZM102 194H103V193H102ZM110 194H108V197L110 196ZM116 194H117V193H116ZM116 194H114V196H115ZM127 194H128V193H127ZM130 194H131V193H130ZM154 194H155V193H154ZM227 194H228V193H227ZM227 194H226V195H227ZM241 194H244V192H242ZM241 194H240V195H241ZM245 194H244V195H245ZM253 194H254V192H253ZM262 194H264V193H262ZM26 195H27V194H26ZM78 195H79V194H78ZM156 195H157V194H156ZM169 195H170V193H169ZM184 195H185V194H184ZM244 195H242L241 197H243ZM250 195H252V194H250ZM257 195L260 196L261 194L258 193ZM11 196H12V195H9V197H11ZM27 196H28V195H27ZM43 196H46V198H47V195H43ZM53 196H54V195H53ZM97 196H98V195H97ZM112 196H113V195H112ZM114 196H113V198H114ZM117 196L120 197L119 193H118ZM127 196H128V195H127ZM245 196H247V194H246ZM2 197H3V196H2ZM2 197H1V199H2ZM9 197H8V198H9ZM12 197H13V196H12ZM15 197H16V196H15ZM15 197H14V198H15ZM17 197H16V198H17ZM32 197H33V196H31V198H32ZM57 197H58V196H57ZM82 197H83V195H82ZM130 197H131V199H133V196H130ZM135 197H136V196H135ZM153 197H154V196H153ZM173 197H174V196H173ZM173 197H172V199H173ZM16 198H15V199H16ZM25 198H26V197H25ZM42 198L44 199V197H42ZM55 198H56V197H55ZM66 198H67V197H66ZM92 198H93V197H92ZM121 198H123V197H121ZM234 198H235V197H234ZM239 198H240V197H239ZM247 198H248V197H247ZM254 198H255V197H254ZM254 198H253V200H254ZM258 198H259V197H258ZM15 199H14V200H15ZM32 199H33V198H32ZM47 199H48V198H47ZM74 199H75V198H74ZM99 199H100V198H99ZM99 199H98V200H99ZM110 199L112 200L111 197H110ZM110 199H105V200H109V201L111 202ZM118 199H120V198H118ZM140 199H141V198H140ZM155 199H156V198H155ZM172 199H171V200H172ZM185 199H186V198H185ZM229 199H230V198H229ZM235 199L238 200V198H235ZM260 199H261V198H260ZM263 199H264V198H263ZM2 200H3V199H2ZM27 200H28V199H27ZM58 200H62V198H60V199H58ZM58 200H57V201H58ZM83 200H84V197H83V199H82V203H83ZM98 200H97V201H98ZM105 200H104V203H105ZM113 200H115V202H116V199H113ZM122 200H123V199H122ZM136 200L138 201V199H136ZM173 200H174V199H173ZM244 200H245V197H244ZM3 201H4V200H3ZM3 201H2V202H3ZM12 201H13V198H12L11 202H12ZM16 201H18V199H16ZM19 201H21V199H20ZM32 201H33V200H32ZM38 201H39V199H38ZM54 201H55V200H54ZM142 201H143V200H142ZM174 201H176V200H174ZM177 201H178V200H177ZM257 201H258V200H257ZM257 201H256V202H257ZM2 202H1V203H2ZM21 202L24 203V201H21ZM119 202H121V200H120ZM122 202L124 203V202H126V201H122ZM134 202H135V201H134ZM170 202H171V201H170ZM236 202H237V201H236ZM240 202H241V201H239V202H237V203H240ZM252 202H253V201H252ZM259 202L261 203V201H259ZM259 202H258V203H259ZM1 203H0V204H1ZM30 203H31V199H30ZM69 203H70V201H69ZM82 203H81V204H82ZM97 203H98V202H97ZM100 203H101V202H100ZM108 203H109V202H108ZM108 203H107V204L105 203V204H106L105 206H107ZM112 203H113V205H114V202H112ZM117 203H118V202H117ZM127 203H128V202H127ZM241 203H242V202H241ZM244 203H245V202H244ZM246 203H248V202H246ZM2 204L4 205V203H2ZM2 204H1V205H2ZM38 204H39V203H38ZM65 204L67 205V203H65ZM94 204H95V202H93V205H94ZM109 204H110V203H109ZM144 204H146V203H144ZM226 204H227V203H226ZM226 204H225V205H226ZM3 205H2V206H3ZM20 205H21V204H20ZM23 205L25 206V204H23ZM23 205H22V206H23ZM28 205H29V204H28ZM41 205H42V204H41ZM68 205H69V204H68ZM68 205H67V207H68ZM82 205H83V204H82ZM98 205H99V204H98ZM102 205H103V204H102ZM116 205H117V204H116ZM128 205H129V204H128ZM128 205H127V206L125 205V208H126V209H127L128 207L130 208V205H129V206H128ZM169 205H170V204H168V206H169ZM244 205H245V204H243V207H244ZM247 205H248V204H247ZM252 205H253V204H252ZM72 206H73V203H72ZM72 206H71V208H72ZM74 206H75V205H74ZM74 206H73V207H74ZM103 206H104V205H103ZM123 206H124V204H123ZM123 206H121V207L124 208ZM226 206H227V205H226ZM229 206H230V205H229ZM250 206H251V205H250ZM38 207H39V206H37V208H38ZM43 207H44V205H43ZM43 207L41 206L40 208H43ZM67 207H66L65 211L67 210ZM81 207H82V206H81ZM121 207H120V208H121ZM141 207H142V206H141ZM169 207H170V206H169ZM231 207H232V206H231ZM233 207H235V205H234ZM237 207H238L237 209H240V211H241V205L239 204V206H237ZM239 207H240V208H239ZM2 208H4V206H3ZM48 208H49V207H48ZM71 208H70V209H71ZM76 208H77V206H76ZM76 208L74 207L73 209H75V211H77ZM109 208H110V207H109V205H108V209H109ZM174 208H176V207H174ZM245 208L248 209V206L246 207V205H245ZM21 209H22V208H21ZM24 209H25V208H24ZM28 209H29V208H28ZM70 209H69V210H70ZM77 209H78V208H77ZM138 209H139V208H138ZM138 209H135V210H132V211L135 212V211L138 210ZM143 209H144V208H143ZM224 209H225V208H224ZM232 209H234V208H232ZM243 209H244V208H243ZM250 209H251V207H250ZM250 209H249V210H250ZM22 210H23V209H22ZM29 210H30V209H29ZM40 210H41L40 213H42V212H43L42 209H40ZM43 210H44V209H43ZM48 210H49V209H48ZM69 210H68V212H69ZM106 210H107V209H106ZM111 210H112V208H111ZM127 210H128V209H127ZM151 210L153 211V209H151ZM166 210H168V209H166ZM225 210H226V209H225ZM229 210H230V209H229ZM229 210H226V213H228ZM244 210H245V209H244ZM2 211H3V210H2ZM2 211H1V212H2ZM37 211H38V209H37ZM71 211H72V210H71ZM80 211H81V210H80ZM122 211H123V210H122ZM140 211H142L141 208H140ZM140 211H138V212H140ZM146 211L148 212L149 210H146ZM172 211H174V210H172ZM236 211H237V210H236ZM256 211H258V210H256ZM260 211H261V209H260ZM48 212H49V211H48ZM126 212H127V211H126ZM129 212H131L130 209H129ZM138 212H137V213H138ZM153 212H154V211H153ZM174 212H176V211H174ZM224 212H225V211H224ZM224 212H223V214H224ZM229 212H230V211H229ZM232 212H233V211H232ZM234 212H235V211H234ZM234 212H233V213H234ZM238 212H239V211H237V213H236L237 215H238ZM65 213H66V212H65ZM72 213H73V211H72ZM124 213H125V210H124ZM142 213H143V212H142ZM144 213H146V212H144ZM150 213H151V211H150ZM30 214H31V213H30ZM38 214H39V213H38ZM42 214H43V213H42ZM42 214H41V215H42ZM73 214H74V213H73ZM90 214H91V213H90ZM107 214L109 215V213H107ZM135 214H136V212H135ZM139 214H140V213H139ZM148 214H149V212H148ZM171 214H173V212H171ZM202 214H203V213H202ZM208 214L210 215V212H208ZM234 214H235V213H234ZM234 214H233V217H232V218H234ZM1 215H2V214H1ZM1 215H0V216H1ZM39 215H40V214H39ZM64 215H65V214H64ZM97 215H98V214H97ZM125 215H126V214H125ZM133 215H134V214H133ZM150 215H151V214H150ZM173 215H174V214H173ZM173 215H172V216H173ZM203 215H204V214H203ZM205 215H206V214H205ZM42 216H43V215H42ZM87 216H88V215H87ZM109 216H110V215H109ZM113 216H114V215H113ZM129 216H131V215H129ZM134 216H135V215H134ZM134 216H131V217H134ZM141 216H142V215H141ZM141 216H139V217H141ZM147 216H148V215H147ZM210 216H211V215H210ZM210 216H207V215H206L207 219H208V217H209V220H210ZM217 216H218V215L216 214L215 217H217ZM225 216H226V218H227L228 215L225 214ZM230 216H231V215H230ZM263 216H264V215H263ZM72 217H73V215H72ZM99 217L102 218L101 215H99L98 218H99ZM106 217H107V216H106ZM106 217H105V218H106ZM149 217H151V216H149ZM213 217H214V216H213ZM0 218H1V217H0ZM66 218H67V216H66ZM68 218H69V217H68ZM74 218H77V217H75V215H74L73 219H74ZM89 218H90V217H89ZM114 218L116 219V217H114ZM114 218H113V219H114ZM128 218H129V217H128ZM128 218H127V219H128ZM137 218H138V217H137ZM219 218H220V216H219ZM232 218H231V219H232ZM40 219H44V218H41V217H40ZM63 219H64V218H63ZM73 219L71 220V223H70V222H69V223H70L71 225L74 226L75 223L72 224V221H74ZM111 219H112V215H111ZM111 219H110V220H111ZM113 219H112L110 222H112ZM115 219H114V221H115ZM123 219L125 220V218H123ZM139 219H140V218H138V220H139ZM142 219H143V218H142ZM145 219H147V218L145 217ZM167 219H168V218H167ZM167 219H165V221H166ZM234 219H235V218H234ZM48 220H49V219H48ZM94 220H96V219H94ZM134 220H135V218H134ZM134 220L132 219V222H134ZM140 220H141V219H140ZM147 220H148V219H147ZM209 220H207L208 223H209ZM212 220H213V219H212ZM214 220H215V218H214ZM218 220H219V219H218ZM227 220H230V217H229V219L227 218ZM227 220H225V221H227ZM41 221H42V220H41ZM41 221H40V222H41ZM64 221H65V220H64ZM68 221H69V220H68ZM97 221H98V220H97ZM103 221H105V220H103ZM106 221H108V220H106ZM106 221H105L104 223H106ZM120 221H121V219H120L118 222H120ZM122 221H123V220H122ZM129 221H130V219H129ZM143 221H144V219H143ZM222 221H223V220H222ZM222 221H221V222H222ZM42 222H43V221H42ZM66 222H67V221H66ZM126 222H127V221H126ZM126 222H125V223H126ZM130 222H131V221H130ZM149 222H150V221H149ZM149 222H148V223H149ZM207 222L205 223V226H207V224H208ZM263 222H264V220H263ZM38 223H39V222H38ZM67 223H68V222H67ZM67 223H66V224H67ZM96 223H97V222H96ZM99 223H100V220H99ZM144 223H145V221H144ZM225 223H226V222H225ZM229 223H230V221H229ZM6 224H7V223H6ZM6 224H5V225H6ZM40 224H41V223H40ZM44 224H45V223H44ZM63 224H64V223H63ZM111 224H114V223H111ZM117 224H118V223H117ZM132 224H133V223H132ZM152 224H153V223H152ZM210 224H211V223H210ZM216 224H217V223H216ZM227 224H228V222H227ZM227 224H224V222H222V225H223V226L225 225V227H227V226H226ZM230 224H231V223H230ZM30 225H31V222H30ZM76 225H78V224H76ZM76 225H75V226H76ZM125 225H126V224H125ZM203 225H204V224H203ZM211 225H213V224H211ZM211 225H210V226H211ZM220 225H221V224H220ZM222 225H221V226H222ZM6 226H7V225H6ZM47 226H48V225H47ZM66 226L68 227V224L65 225V227H66ZM81 226H82V225H81ZM86 226H87V225H86ZM118 226L120 227L119 224H118ZM118 226H117V227H118ZM121 226H124V223L121 224ZM137 226H138V225H137ZM201 226H202V225H201ZM205 226H202V227H205ZM39 227H40V226H39ZM44 227H45V226H44ZM83 227H84V226H83ZM90 227H91V226H90ZM92 227H93V226H92ZM96 227H97V226H96ZM103 227H104V228H108V226L106 227L104 224H103ZM133 227H134V226H133ZM141 227H142V224H141V226L139 225V227H138L137 229L139 230V228H141ZM143 227H144V226H143ZM164 227H166V226H164ZM191 227H192V226H191ZM219 227H220V226H219ZM219 227H218V228H219ZM113 228H114V227L110 228V230H111V229L113 230ZM121 228H125V226H124V227H121ZM121 228H118V229H121ZM145 228H146V226H145ZM205 228H206V227H205ZM205 228H204L203 230H205ZM210 228H211V227H210ZM210 228H208V229H210ZM212 228H213V227H212ZM212 228H211V230H212V232H214L215 229H212ZM214 228H215V227H214ZM218 228L216 227V230H217ZM220 228H221V227H220ZM220 228H219V229H220ZM222 228H224V227H222ZM228 228H230L229 225H228ZM29 229H30V228H29ZM38 229H39V228H38ZM58 229H59V228H58ZM73 229H74V228H73ZM84 229H85V228H84ZM88 229L90 230V228H88ZM94 229H95V227H94ZM108 229H109V228H108ZM131 229L134 231L133 228H131ZM155 229H156V228H155ZM219 229H218V230H219ZM224 229H225V228H224ZM62 230H63V229H62ZM66 230H68V229L65 228V231H66ZM85 230H87V229H85ZM89 230H88V231H89ZM95 230H96V229H95ZM99 230H100V228H99ZM103 230H104V229H102L101 231H103ZM115 230H117V229H115ZM157 230H159V229L157 228ZM157 230H156V232H157ZM163 230H165V228H163ZM206 230H207V229H206ZM218 230H217V231H218ZM220 230H221V229H220ZM80 231H81V230H80ZM92 231H93V229H92ZM92 231H89V232H92ZM133 231L130 230V232H133ZM136 231H137V230L135 229V232H133L132 234L136 233ZM201 231H202V229H201ZM228 231L230 232L229 229H228ZM260 231H261V230H260ZM260 231H259V232H260ZM37 232H38V230H37ZM72 232H73V233H72V235H73V239L76 240V239H77V236H78V232H77L76 228H75V230H73ZM82 232H83L82 235H84V231H83V230H82ZM94 232H95V231H93V233H94ZM107 232H108V231L106 230V233H107ZM110 232H111V231H110ZM114 232H115V231H114ZM116 232H117V231H116ZM122 232H123V230H122ZM130 232H129V235H131ZM138 232H139V231H138ZM156 232H154V234H155ZM159 232H160V231H159ZM163 232H164V231H163ZM204 232H205V231H204ZM206 232L208 233V231H206ZM206 232H205V233H206ZM261 232H262V231H261ZM28 233H29V231H28ZM41 233H42V232H41ZM70 233H71V232H70ZM103 233H104V231H103ZM103 233H102V234H103ZM111 233H113V232H111ZM143 233H144V232H143ZM145 233H146V232H145ZM145 233H144V234H145ZM263 233H264V232H263ZM66 234H67V233H66ZM85 234H87V233H85ZM98 234H99V233H98ZM98 234H97V235H98ZM139 234H140V233H139ZM141 234H142V233H141ZM157 234H158V232H157ZM157 234H156V235H157ZM202 234H203V232H202ZM219 234H221V232H220ZM222 234H223V233H222ZM27 235H28V234H27ZM30 235H31V234H30ZM56 235H57V234H56ZM67 235H68V234H67ZM82 235H80V237H81ZM100 235H101V234H100ZM100 235H98V236H100ZM110 235H112V234H110ZM110 235H109V238L112 237V236H114V235H112V236H110ZM117 235H118V234H116V236H117ZM160 235H161V234H160ZM160 235L158 234L157 236H160ZM203 235H204V234H203ZM206 235H207V234H206ZM206 235H205V236H206ZM225 235H227V234H225ZM228 235H229V234H228ZM34 236H35V235H34ZM39 236H40V234H38V237H39ZM63 236H64V235H63ZM69 236H70V235H69ZM84 236H85V235H84ZM88 236H89V235H88ZM94 236H95V235H93V237H94ZM101 236H102L101 240H102V242H103V244H102L101 246L98 245V244H96L95 242H91V243H94V250H95V248H97V246H99L98 251H97V249L95 250V252L97 251V252H96V257H97V259L102 258L103 253H104L103 251L106 250V247H109V245H110V244H109L110 242L108 243V244H109L108 246L105 245V244H106V243H105V239H106V237H107L106 234H103V235H101ZM137 236H138V235H136L135 238H138ZM142 236H143V235H142ZM207 236H209V235H207ZM216 236H217V234H216ZM216 236L214 235L213 237L216 238ZM222 236H223V235H222ZM232 236H234L233 233H232ZM53 237H54V236H53ZM61 237H62V236H61ZM132 237H133V236H132ZM160 237H161V236H160ZM160 237H159V238H160ZM190 237H191V236H190ZM225 237H226V236H225ZM225 237L223 236V238H225ZM229 237H230V236H229ZM30 238H31V237H30ZM30 238H29V239H30ZM39 238H41V237H39ZM50 238H51V237H50ZM71 238H72V237H71ZM71 238H70V239H71ZM107 238H108V237H107ZM162 238H164V237H162ZM183 238H184V237H183ZM203 238H204V237H203ZM205 238H206V237H205ZM220 238H221V237H220ZM220 238H219V239H220ZM230 238H231V237H230ZM234 238H235V236H234ZM238 238H240V237H238ZM33 239H34V238H33ZM111 239H112V238H110L109 240H111ZM113 239H115V238L113 237ZM125 239H126V237H125ZM152 239H153V238H152ZM164 239H167V238H164ZM191 239H192V238H191ZM219 239H217V240H219ZM36 240H38V238H37ZM39 240H41V239H39ZM52 240H53V239H52ZM57 240H59V239L57 238ZM117 240H118V238H117ZM128 240H129V239H128ZM131 240H132V239H131ZM154 240H156V239H154ZM160 240L162 241V239H160ZM193 240H194V239H193ZM202 240H208V241H209L210 239H201V240H200V238H199V240L197 239L198 242H200V241H202ZM212 240H213V239H212V236H211V240H210L209 242L211 243ZM223 240H224V239H223ZM226 240H227V239H226ZM226 240H225V241H226ZM230 240L233 241L234 239H230ZM230 240H228V242H229ZM59 241H60V240H59ZM59 241H58L57 243H59ZM79 241H81V239H80ZM89 241H91V240H89ZM112 241H113L114 244L116 243V240H112ZM112 241H111V242H112ZM132 241H133V240H132ZM132 241H131V243H133ZM137 241H138V239H137ZM137 241H136V242H137ZM139 241H140V240H139ZM197 241H196V245H197ZM225 241H224V243H226ZM35 242H36V241H35ZM35 242H34V243H35ZM37 242H38V241H37ZM55 242H56V241H55ZM107 242H108V241H107ZM128 242H129V241H128ZM157 242H158V241H157ZM157 242H156V244H157ZM163 242H164V241H163ZM206 242H207V241H206ZM221 242H222V245H221V246L223 247L224 244H223L222 239H221ZM221 242H220V243H221ZM38 243H39V242H38ZM41 243H42V242H41ZM68 243H69V242H68ZM79 243H80V242H79ZM81 243H82V242H81ZM81 243H80V244H81ZM89 243H90V242H89ZM97 243H98V242H97ZM121 243L123 244V241H121ZM121 243H120V244H121ZM154 243H155V241H154ZM159 243H160V241L158 242V244H159ZM161 243H162V242H161ZM214 243H215V241H214ZM217 243H218V242H217ZM217 243H216V244H217ZM234 243H235V242H234ZM239 243H240V242H239ZM29 244L31 245V242H30V240H28V236H26L25 231L23 230V227H22L20 224H17L14 228L5 227V226H3V225L0 226V264H32V261H33V260H31V253H32V252L30 251V249H28ZM35 244H36V243H35ZM35 244H34V246H35ZM51 244H52V243H51ZM85 244H86V242H85ZM95 244H96L97 246H95ZM120 244L118 245L119 247L121 246ZM182 244H184V243H182ZM187 244H188V242H187ZM216 244H215V246H216ZM37 245L39 246V244H37ZM37 245H36V246H37ZM40 245H41V244H40ZM60 245H61V243H60ZM115 245H117V244H115ZM177 245H178V243H177ZM232 245H233V248H234V244H232ZM58 246H59V244H58ZM64 246H65V245H64ZM81 246H82V245H81ZM83 246H84V243H83ZM91 246H93V245L91 244ZM91 246H90V247H91ZM183 246H185V244H184ZM186 246H187V245H186ZM186 246H185V248H186ZM193 246H194V245H193ZM205 246H207V245H205ZM209 246H210V245H209ZM217 246H218V245H217ZM40 247H41V246H39V248H40ZM45 247H46V244H45ZM62 247H63V246H62ZM65 247H67V246H65ZM76 247H77V245H76ZM78 247H79V246H78ZM85 247H86V246H85ZM85 247H82V249H84ZM110 247H112V246H110ZM119 247H118V248H119ZM122 247H124V245H122ZM187 247H190V246H187ZM199 247H200V248H203L204 246H203V247L199 246ZM199 247L197 246V249H198ZM213 247H214V246H213ZM230 247H232V246L230 245ZM241 247H242V246H241ZM57 248H58V247H57ZM57 248H56V249H57ZM155 248H157V247L155 246ZM223 248H224V247H223ZM223 248L220 249L222 252L224 251ZM236 248H237V247H236ZM242 248H243V247H242ZM245 248H246V247H245ZM56 249H55V250H56ZM59 249H60V248H59ZM77 249H78V248H77ZM107 249L109 250V248H107ZM113 249H114V248H113ZM124 249H126V248L124 247ZM127 249H129V248H127ZM127 249H126V250H127ZM130 249H131V248H130ZM151 249H152V248H151ZM182 249H183V248H181V250H182ZM187 249H191V250H192L191 247H190V248H187ZM45 250H46V249H45ZM61 250H62V249H61ZM75 250H76V249H75ZM120 250H121V249H120ZM184 250H185V249H184ZM198 250H199V249H198ZM229 250H230V249H229ZM239 250H240V249H239ZM88 251H89V249H88ZM90 251H91V250H90ZM90 251H89V252H90ZM92 251H93V250H92ZM131 251H132V250H131ZM182 251H183V250H182ZM205 251H206V250H205ZM209 251H211V249H210ZM242 251H244V250H242ZM35 252H36V250H35ZM43 252H44V251H43ZM46 252H47V251H46ZM56 252H57V251H56ZM58 252H59V253H56V254H61V253H60L61 251H58ZM74 252H75V251H74ZM93 252H94V251H93ZM120 252H121V251H120ZM123 252H124V251H123ZM123 252H121V253H123ZM127 252H130V251H127ZM201 252H202V251L200 250V253H201ZM219 252H220V251H219ZM224 252H225V251H224ZM68 253H69V252H68ZM77 253H78V252H77ZM77 253H76V254H77ZM80 253H81V252H80ZM86 253H87V250H86ZM106 253H107V251H106ZM144 253H145V252H144ZM180 253H181V252H179V253H177V254H180ZM182 253H183V252H182ZM186 253L188 254V252H186ZM186 253H184V257H186V256H185ZM194 253H195V252H194ZM194 253H192V254H194ZM211 253H212V252H211ZM33 254L35 255V253H33ZM39 254H40V253H39ZM39 254H38V255H39ZM49 254H50V253H49ZM53 254H54V253H53ZM56 254H55V255H56ZM81 254H82V253H81ZM84 254H85V252H84ZM94 254H95V253H94ZM104 254H105V253H104ZM110 254H111V253H110ZM145 254H146V253H145ZM149 254H150V253H149ZM149 254H148V255H149ZM205 254H208V253H205ZM219 254H220V253H219ZM230 254H231V253H230ZM36 255H37V254H36ZM45 255H46V254H45ZM64 255H65V254H64ZM86 255H87V254H86ZM123 255H125V253H124ZM134 255H136V254H134ZM182 255H183V254H182ZM182 255H181V256H182ZM195 255H196V253H195ZM216 255H217V254H216ZM216 255L213 256V258H216ZM73 256H74V255H73ZM81 256H82V255H81ZM87 256H88V255H87ZM89 256H93V255H89ZM89 256H88V257H89ZM110 256H111V255H110ZM110 256H109V257H110ZM126 256H128V255H126ZM191 256H192V255H191ZM198 256H199V255H198ZM33 257H34V256H32V258H33ZM37 257H38V256H37ZM45 257H46V256H45ZM57 257H60V256L57 255ZM67 257H68V256H67ZM69 257H70V256H69ZM69 257H68V259H69ZM77 257H78V256H77ZM94 257H95V256H94ZM103 257H104V256H103ZM139 257H140V256H139ZM142 257H143V256H141V258H142ZM145 257H146V256H145ZM150 257H151V256H150ZM150 257L148 256V259H149ZM152 257H153V255H152ZM189 257H190V256H189ZM195 257H196V256H195ZM86 258H87V257H86ZM90 258H91V257H90ZM107 258H108V257H107ZM107 258H106V259H107ZM198 258L203 259V258H201L200 256H199ZM210 258H211V257H210ZM210 258H209V259H210ZM33 259H34V258H33ZM35 259H36V258H35ZM51 259H52V257H51ZM51 259H50V260H51ZM66 259H67V258H66ZM82 259H84V257H83ZM93 259H94V258H93ZM112 259H113V258H112ZM178 259H179V257H178ZM182 259H183V258H182ZM205 259H206V258H205ZM36 260H37V259H36ZM45 260H46V258H45ZM48 260H49V259H48ZM50 260H49V261H50ZM69 260H70V259H69ZM79 260H80V259H79ZM89 260H90V259H89ZM100 260H101V259H100ZM126 260H127V259H126ZM129 260H130V258H129ZM133 260H134V259H133ZM135 260H138V259H135ZM135 260H134V262H135ZM139 260H140V259H139ZM143 260H144V259H143ZM150 260H151V259H150ZM183 260H184V259H183ZM203 260H204V259H203ZM207 260H208V259H207ZM210 260H211V259H210ZM213 260H214V259H213ZM215 260H216V259H215ZM38 261H39V260H38ZM38 261L35 262V263H38ZM75 261H76V260H75ZM104 261H105V260H104ZM104 261H103V262H104ZM106 261H107V260H106ZM163 261H164V260H163ZM204 261H205V260H204ZM211 261H212V260H211ZM217 261H218V259H217ZM217 261H214L213 263L216 264ZM62 262L65 263L66 261L64 260V261H62ZM73 262H74V261H73ZM91 262H92V261H91ZM134 262H132V264H133ZM149 262H150V261H149ZM157 262H158V261H157ZM209 262H210V261H209ZM56 263H57V262H56ZM83 263H84V262H83ZM92 263H93V262H92ZM95 263H96V262H95ZM95 263H93V264H95ZM106 263H107V262H106ZM128 263H129V262H128ZM147 263H148V262H147ZM147 263H146V264H147ZM155 263H156V262H155ZM171 263H172V262H171ZM184 263H185V262H184ZM201 263H202V261H201ZM203 263H204V262H203ZM203 263H202V264H203ZM62 264H63V263H62ZM66 264H68V262H66ZM78 264H79V263H78ZM85 264H86V263H85ZM99 264H101V263L99 262ZM102 264H103V263H102ZM129 264H131V263H129ZM172 264H173V263H172ZM196 264H198V263H196ZM207 264H210V263H208V261H207ZM211 264H212V263H211Z\"/></svg>",
	"mask_w": 264,
	"mask_h": 264
}]
</instances>
